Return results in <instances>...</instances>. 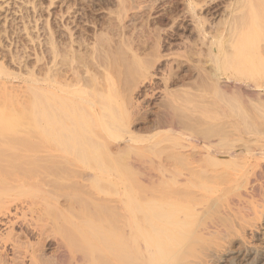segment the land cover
I'll return each mask as SVG.
<instances>
[{
  "label": "rangeland",
  "instance_id": "1",
  "mask_svg": "<svg viewBox=\"0 0 264 264\" xmlns=\"http://www.w3.org/2000/svg\"><path fill=\"white\" fill-rule=\"evenodd\" d=\"M7 1H8V3H6ZM41 1H42L41 2L42 7H43V10H42L43 16L41 17L40 25L42 27H44V29H45L46 28V22L49 21V23L52 24L51 27H53L55 32L58 33V34L56 33V39L58 38L57 42L58 41L60 42V46H57V52L59 51L58 52L59 57L64 56V58H62L63 64L60 61L62 59L59 58L58 56H57V60L55 59L56 64H53L54 60H52V62H51L52 55L50 54V45L46 43L48 41V37H47L48 35H47V32H45L46 30H42V31H44V33L41 32V34H42L41 36H42V40H43L44 44L41 45L40 48L37 49V51L40 50L39 51L40 53L43 52V55L46 54L45 57L47 59L45 58L43 61L38 62V65H37V62H36V60H34V56L32 55L31 57H28V62L30 64L32 63L31 65H33L35 67V69L37 68L36 72L41 74L40 76H44V74H45V77H47L46 73H48V70L52 67L53 68L55 67V69H53V71L55 73H52V74H54V75L57 74V76L55 75L56 79L59 78L58 75L61 76V78H62L63 74L64 75L67 74V77H65V78L63 77L64 79H68V77H69L71 80H76L77 78H83L84 77L85 80H88L87 85L89 87H88V90L85 92L79 91V92H75L73 94L70 92L72 90H67L68 92L66 91V89L65 90H62V89L59 90L60 96L65 97V99L61 98V100L64 99L65 106H66V101H68V99H66V98H69V100H71V102H73V104L72 103L67 104V105H69L68 108H67V106L65 107L63 105V108H61V111L56 108L55 104L45 103V104H49V105L44 104L46 109L44 107H43V109H45L47 111L49 110L48 111L49 113H51V112L56 113V115L51 114V115H55L54 121L52 123L53 116H52V118L50 117L51 120H49L48 118L45 119L43 116H41V118H39L41 113H43V109L40 106L41 104H38V103L44 102L45 99L42 96L44 93H42V91H40L42 93L41 94L39 92V90L37 91V89L35 90V88H39L41 86L40 85H36L39 87L32 86V87H34L33 88L35 90L34 91V90H31L32 87L29 88L27 85L23 86L24 83H22L23 81H21L20 79H19V81L18 80L13 81V83H12L13 87L14 86L19 87L18 88L19 91L22 90L24 92L23 88L28 87L29 92L32 94V96L36 97V95L38 93H40L37 95L38 99L37 98H34V99H36L38 101V102H35V104H37V106L39 105V107H37V108L38 109L41 108L42 110L40 112L39 111L40 109L37 110L35 107H31L32 105L30 104V100L25 99V98L26 97L29 99L31 98V100H32L33 97H28L31 94L28 92V88L25 89L26 93L25 92L23 93L22 98H24V96H25L24 94L28 95V93H29V95L25 96V98H24V100H26V101L22 100L23 101L22 103H24V102L26 103L28 101L26 103V107H25V103L23 104L24 106H22L21 103H20L21 106L19 103H18L19 105L12 103L11 106L14 109V111L17 110L18 112L19 111L21 113L23 112L22 113L23 115L26 112V111L24 112L23 110L24 109L27 110L29 107H31L30 110H32V112H30L28 109L27 113L29 111V114L25 115V116H29V117H27L28 119L30 117H31V119H33V122L31 120L32 124L29 123L28 122L29 120L24 116L28 120V121L26 120L27 122L24 121L27 124L24 123L23 126L17 127V129L21 128V130L24 132L19 131L20 129L19 130L15 129L16 127H14V128H13V126L9 127L10 125L6 124V126H8L10 130L7 129L8 127L6 128V131H5V129H4V131H2V129H0V137H3V136L12 137L15 139V141L18 138L17 140H20V143H22L21 139H22V137H24L25 138L24 141H25L26 145H25V143L23 145L28 146V147H24V150H26V148H27V150L22 153V155H23V157L21 156L22 159L21 158L18 159L19 158L18 155L16 157V154H13V153H11V154L15 155V158H17L18 160L13 159L14 156H11L13 158H11L9 156V154H8V156L10 157L11 160L13 159L12 163L15 162L16 165H18V166H22V164H23L24 165V166H22L23 168L31 166L28 169L29 171L32 170L30 168H33V171L37 170V168H38L39 173L36 171L37 172V176L35 177L36 181L34 179L30 180L28 178L26 181L27 184L25 183V185L23 184V186H21V185L17 186V184L15 183V187H13L14 186V185L12 186V184H14L12 181L13 178H11L10 181H9L8 177L6 178V181L0 180V185L2 187H4L3 189H0V191L10 189V187H13L12 189H14V188L17 189L16 187H18V189L16 190V193H15L17 196L16 195L13 196V198H11L10 201L8 202L9 204H6L4 206V209H2L3 207L0 208V209H2V210H0V221H2V223H0V225H2V226H0V242L2 241L1 239L4 237H6V239H8V234H9L8 230L11 229L10 230L11 232H14L15 235H18V236H13L12 239H15V240H12V241L14 243H16L17 246H19L18 244H20V243H21L20 245L22 246V247L20 246L21 249H16V251H19V250L22 251V249L27 248L26 246L33 247V249L35 248V250L38 248L36 253L40 254V256L42 255L41 256L42 258L40 256H38V258H40V260L42 259L41 262L44 264H45L44 260L46 261L47 264H53V263L55 264L56 261L54 260V262H53L52 259L54 258L53 255L55 254V252L59 248L61 250L63 248L62 251L68 253V256H69L68 258L71 259V262H78L77 260L79 258V259H83V261H85V259H86V263L81 262L82 264H84V263L85 264H94L95 261H97V260L99 261L98 262L99 264H115V263H117V260H116L115 255H114L115 253H113L110 250V248H111V245L114 244V242H116L117 234H119L118 232H120V230H121L124 234H125V232H127V233L129 232V235L130 234L133 235L134 232L136 233L137 231L138 232L140 231L141 234H140V232L139 233L137 232V245H139L138 248L143 247L142 249H145V250L139 249V251L141 250L140 252L142 253V255L147 254V257H148L150 255L151 250H153V247H152V245L149 247L150 242L148 243L146 241L147 238L145 236V233L147 232V237L150 238L149 233L151 234V231L158 230V229L156 227H154L155 228L154 229L152 226V223L149 225L150 222L148 219H146V215L141 213V212H143L142 210L138 211V214L134 215L136 218L133 217V215H131L129 213V210H128L129 202H128L127 198H125L126 197L125 192L129 193V190L126 189V187L128 186L127 188L130 189V191L133 190L132 193H134V194H136L135 191L139 190V193L137 192L138 194H136V196L142 205L143 204L145 205V203H148L149 201H150L149 204L156 202L155 204H157L158 206H160L159 204H161V206H162V204L168 205V203H169V206L174 205L175 207H169V206L167 207V205H166L167 208L164 206L163 209L168 210L170 212V214H171L172 209H174L173 213L175 212V210L179 211V212H177L178 214L174 213L173 215L175 216V214H176L178 217L181 216V218H177V219L179 221H181L182 223H185V224L187 223L189 226L191 223L193 224V222H194L195 226L193 225L192 230L190 227H188L189 232H187V233H189V234L184 233V235L182 234L180 237H178L179 235L177 233H175L176 238L178 237L177 239L179 241L181 238V242H182V239H183L182 237H184L185 235H187V236L184 238H186L187 240H183L184 246L181 245V247L178 248L179 250L177 249L176 255L177 256L179 255V256L178 257L176 256L175 261H173V262L170 261L171 263L169 262L168 264H172V263L173 264H264V69H263L264 66H262V64L259 62V61H261V59L259 57H257V58H259L260 60L254 57L253 59H251L249 61V63L250 64L254 63V64H257L258 66L260 65L261 67H263V68H261L259 66V70L257 71V73H255L254 78L251 76L248 78L246 77V79H245V77L236 76V74L234 72L233 73L235 74V76H234V74L231 75L232 69L231 70L228 69L229 72H227L228 70L226 72L224 70H222L221 73L218 71L219 74L221 75V76H219L218 73H215V72H217V68H216V64H214L215 63V61H213L214 59H212L213 56L211 59L209 57L210 56L209 53L211 52V50H209V49H211V47H210L211 45L209 44L210 43L209 40L206 42V39H208V38H205L203 40L204 37L201 33H200L201 36L200 35L198 36L197 35V33H198L197 31H199L198 27H197V29H195L197 26V23L191 22L192 20L196 21L195 20L196 18H201L199 15H203L204 18L207 17L208 15H210L208 12V11H210L209 10L210 8H214V9H212V11L214 10L213 12H215V14H216V15H214L215 18L214 17L213 18L210 17V18H212V20H214L213 21L214 23L217 21L216 23H219V25L221 23H223L222 22L223 17H225L224 20L225 19L227 20L228 17H229V19L233 18V16L235 18V15H236V17L242 16L241 14H244L246 8L244 9V12L240 11V8L243 7L241 0H239L241 7L239 6V2L238 1L236 2V0H218V1L215 0V2L210 1V0H207L208 1L207 2L205 0L206 3H208V4H205L204 0H202L205 5L202 2L203 5L200 7L201 8L203 6H205V7H204V9L200 8V10L195 9V14L198 16V17H195L194 16L195 14H193L195 19L193 17H192L193 19H191L192 10H191V12L189 10H188L189 12L187 11V9H189L190 7L187 8V6H189V4L186 0L185 1L182 0L183 3L181 0H179V1L178 0H163V1L162 0H128V1L127 0H114V1L110 0L111 2L109 0H55L54 4H50L49 0H41ZM122 1H124V2H122ZM21 2L17 1V0H0V5L3 6V8H4V9L1 8L3 10L0 9V29H4L3 25H6V24H4V23H6V16H8V17L10 16L8 18L7 22H9L11 20L10 22L12 23L13 19H12V16L10 15L11 13L6 12L8 9L12 8V12L16 13V10H18L19 6L24 5L25 7H27V9H30L29 12L30 11L32 12L31 7H28V5L26 6V4H24V3L21 4ZM232 2H234V3L232 4ZM227 3H229L228 5H230V7L227 6ZM236 3H238V4H236ZM255 3H257V1H255ZM10 4H11V7H10ZM231 4L236 5V6L234 5L236 7V12H235V10L231 9V8L235 9V7L231 6ZM125 5H127V6H125ZM217 5H219V7H216ZM259 6L260 5H258V6L256 5L255 10L260 11L262 17L264 18V8L259 10ZM121 7H123V8L120 10ZM176 7H178L179 10ZM185 7H186V9H185ZM227 7L230 8V10L229 9L227 10L226 9ZM237 7H239V10L237 9ZM47 8H49V9H47ZM205 9H206V12L208 14L205 13ZM122 10H123V13L121 12ZM124 10H125V12H124ZM198 10L200 12H198ZM202 10H204V11H202ZM248 10H249V12L251 11L250 8L249 9L247 8L246 13L248 12ZM238 11L240 12V15L237 13ZM165 12H167V13H165ZM196 12H198L200 14L198 15V13H196ZM168 14H170V15H168ZM172 14L174 16H176V15L177 16L174 17ZM180 14H182V15H180ZM33 15H34V13H33ZM165 15H166V17H164ZM14 16L16 17V22H19L18 24L21 28L22 22L20 21L21 20L20 15L14 14ZM168 16H169V18H168ZM171 16H173L174 18L173 17L171 18ZM182 16H183V18H181ZM219 17L222 19L220 20ZM162 18L164 21L162 20ZM168 19H170V20H168ZM219 20L221 21V23ZM162 21L165 23H163ZM11 23H10V25H11ZM174 23H176V24H174ZM42 24H44V25H42ZM7 26L9 28L8 23H7ZM67 26H68V28H70V30H72L71 31L72 36H71L70 30L68 32ZM217 26H218V24H217ZM208 27H210V26H208ZM11 32H13V31H11ZM101 33L103 34L102 37H101ZM24 34L25 33L23 32L19 36L22 38L18 39V41L20 43V44H17L18 48L17 47L13 48L14 46L11 47V49H13V50L17 49L18 51L21 52L20 57H21V55L23 57L27 56L26 55L27 51L24 50L25 47L28 48L27 49L28 54L29 53L33 54V50H31L32 45L31 44H30L31 46L29 45L27 37L23 36ZM11 35H12V33H11ZM98 36H100V38H97ZM14 37L15 36L13 35V38ZM186 37H187V39H186ZM193 38H196V39H193ZM24 39H26V40H24ZM188 39H190V41ZM8 40L9 39H7L5 37L2 39L0 38V43H3L2 46L3 45H9L11 42H10V40L9 41ZM72 40H74V41H72ZM185 40L186 41L188 40L189 43H188V41L186 42ZM194 40L197 42L199 47L196 46V48H195L193 46V45H197ZM183 41H184V43H183ZM26 42L28 43V46H26L27 45ZM59 42L57 43L58 45H59ZM72 42H74V44ZM190 42H191V44H192V42H194L195 44L193 43L191 45ZM22 44L24 45V46H22L24 48L20 49V48H22L21 47ZM201 44L203 45V47ZM204 44H206V45H204ZM65 45H66V47H65ZM157 45H158V48H157ZM179 45H181V47H178ZM160 46L162 48H160ZM207 46H209V47L206 49ZM30 47H31V49H30ZM45 47L49 51H47L45 49ZM60 47H61V49H60ZM171 47H173L174 51ZM42 48H44V49H42ZM184 48H186V50L187 49L188 50L184 51ZM74 49H75V52H74ZM60 50H62L61 51L62 53L60 52ZM63 50L67 51V53ZM189 50H190V52H189ZM197 50H199V51H197ZM200 50L201 51L205 50V51L201 52ZM44 51L47 53L49 52V53L44 54ZM68 51H69V53L71 51V53H70L71 55L68 53ZM14 52H17V51L14 50ZM22 52H24L25 56L23 55ZM66 54H68V56ZM199 55H202V56H199ZM206 56L209 57V60ZM65 57L71 62L65 61L66 60ZM70 58H72V59H70ZM262 61H263V59H262ZM66 62H68V63H66ZM257 62H259L260 64ZM54 63H55V61H54ZM58 66H60L61 70L59 69ZM85 67H86V69H85ZM67 68H68V70H67ZM73 68H74V71H73ZM90 68H92V69H90ZM262 69H263V71H262ZM12 70H14V72L18 70L17 72H19V68L17 66H13ZM89 70H91V73ZM213 70H215V71H213ZM53 71H51V72H53ZM72 71H73V73H72ZM259 71H260V73H259ZM43 72H45V73L43 74ZM67 72H69V73H67ZM213 72H214V74H213ZM20 73H22V72H20ZM22 74H25V73L23 72ZM92 75L94 77H92ZM210 75L212 77H210ZM240 77H241V79H240ZM93 78H95V79H93ZM98 79L101 82H99ZM216 79H217V82L220 81V83L219 82L217 83ZM232 79H234V80H232ZM89 81H90L91 86L89 85ZM108 81H109V83H108ZM213 81L215 83H217V86L219 84L218 88H220V86L223 87V85H224L225 86L224 89L221 87L220 92H219V89L214 91L217 88H214V87H216V85ZM232 81H235V82L238 81L237 83H240V81H241V84L243 82V84L251 85L254 88L250 92H247V91L244 92L243 91L241 94L237 93V92H236L237 93L236 94L234 89H233L234 93L232 91L233 87L231 88V82ZM17 82H18V85H17ZM19 82H21V83H19ZM226 82H228V83H226ZM109 85H111L110 89H109ZM228 86H229V88H231V90L229 88H227L229 90L226 89V87H228ZM17 87L15 89L16 91H17ZM21 87H22V89H21ZM59 91H56V93ZM222 91H223V93H221ZM227 91H229V93H227ZM89 92H90V95L88 94ZM210 92H212V93L210 94ZM216 92L219 94H216ZM91 93H93V94L91 95ZM232 93H233V95H232ZM50 94L49 95L47 94V96H50ZM195 94L199 95V96L201 95V96L198 97ZM0 95H1V92H0ZM57 95H58V93H57ZM93 95H94V97H91ZM179 95H181V96H179ZM219 95H221V96H219ZM241 95H242V97H241ZM38 96H40V97H38ZM44 96H45V98H47L45 94H44ZM103 96H104V98H103ZM212 96L213 97L216 96V97L213 98ZM222 96H224V99ZM237 96H240L239 97L240 99ZM2 97H4V96H0V98H2ZM182 97H184V98H182ZM188 97H189V99H188ZM226 97H228V99H226ZM41 98L43 101L40 102L39 100H41ZM53 98H55V97L52 96V97L47 98L46 100L50 101V99H51V101H52V100H54ZM220 98H222V100H219ZM34 99L31 102H34ZM127 99H130V100L132 99V100L128 101ZM46 100H45V102H48ZM55 101H57V100H55ZM58 101H59V99H58ZM97 101L99 103H96ZM214 101H215V103H214ZM220 101L221 102L223 101L222 103H224V104H222ZM231 101H233V102L230 103ZM101 103H103V104H101ZM228 103H230V104H228ZM52 104L54 105L56 110H54L55 108L53 107ZM59 104H61V103H58V105ZM70 104L73 107L70 106ZM76 104H77V106H79V105H81V106L75 107ZM136 104L137 105L139 104V107H137ZM185 104H186V106H185ZM33 105H34V103H33ZM94 105H96V106L94 107ZM99 105L101 106V109L103 111L102 113H100L101 109H100V107H98ZM130 105H132V106H130ZM187 105H188V107H187ZM11 106L8 107V110H10V111L12 109ZM15 106H17V107H15ZM50 106H51V108H50ZM127 106H129V108ZM195 106H197V107H195ZM23 107H25V108L23 109ZM57 107L60 108L61 106L60 107L57 106ZM224 107H225V109H224ZM19 108H21V109H19ZM34 108L36 109V111L34 110ZM81 108H82V110H85V114L89 118L85 116L84 112L81 111L82 112L81 113L79 111V109L81 110ZM2 109H3L2 110L3 113H5L4 112L5 110H7L6 108H4V105H3ZM33 110L35 111V113H33ZM50 110H51V112H50ZM62 110L64 113L60 114L62 112ZM69 110L72 112H70ZM73 110H75V111H73ZM58 111H60L59 114L61 115V117H59V118H58L59 114L57 113ZM20 112L18 114H20ZM73 112H75V113H73ZM70 115L76 116L77 120L79 119L78 115L79 116L84 115V116H82L83 118L86 117V120L81 119L82 117H80L78 123L76 121L77 125L75 127V130H80V132L82 131V129H83V131L84 130H90V131L82 132V133H85L84 135H86V137L84 136V138L87 140V142L89 144L86 141L85 142L87 144L84 141L81 142V139L83 140V138L78 139V137H79L78 135H82V134H80V132L77 133L78 131H76L75 133L78 134V135L76 134V136H78L77 137L78 141L76 140L78 142L77 146L81 145V147H84L83 145L86 144V145H88V147H90L89 150L90 149L92 150V153L91 152H90L91 154L89 153V155H90L89 158L87 157L89 155H85V153H83L84 148L80 149V147H77L75 145V148L77 150L73 149V151H72V149H67L66 148L67 146H65L69 142L67 139H69V140L72 139V137H71L72 135L70 132L72 131L73 128L72 129H66V127L63 125V124L67 125L66 123H70L69 119H71V120L74 119ZM34 116H35V120H34ZM41 119L44 121H42ZM57 119H60V120H63L64 122H66V123H62V125H63V127H65V129H63V130L60 129L59 125L57 127H55V125H54V124H56L55 121H57V123L61 122L60 120H57ZM72 121H74V120H72ZM79 122L80 123L82 122V123L79 124ZM86 122H88L86 126L89 129L82 128L83 126H85ZM170 122H172L173 124L171 125ZM101 123H102V125H101ZM35 124H36V126H35ZM43 124H44V126H46V134L47 135H45V132H44L45 127L43 126ZM74 124L75 123H72V125H74ZM154 124L156 126L157 125L158 126L160 125V126L156 127ZM38 125H39V128L41 126L42 129L41 128L38 129ZM68 125H70V124H68ZM165 125L167 126V128H170V127H168V125H171V126L176 125L177 126L176 128H178V129L181 127L179 129V131H177L178 129H175V127L173 126V129L178 134V136L175 134L174 131H173L174 133H172V135H171L170 129H168L169 130L168 133H167L168 130L166 129L167 130L165 133L166 135L158 133V132H162V133L165 132L164 131L165 129L163 130V128L166 127ZM49 126L51 127V129ZM144 126H145V128H144ZM163 126H165V127H163ZM5 127H3V128H5ZM22 127H26V128H22ZM70 127L67 126V128H70ZM27 128L28 129L30 128V130L28 132H27ZM32 128L35 130H33ZM55 128L57 130H59V129L62 130L63 135L60 134L61 131H56ZM76 128H78V129H76ZM161 128H162V131H159V129H161ZM138 129H140V130H138ZM146 129H148L149 132L146 133ZM149 129L150 130L152 129L155 131L152 132V130L150 131ZM47 130H49V132ZM51 130H53V131H51ZM67 130H69L70 132L69 131L67 132ZM123 130H124V132H123ZM128 131H130V132H128ZM184 131H186L185 132L186 134L184 133ZM238 131H240L241 133H239ZM73 132H74V130H73ZM89 132H90V134H89ZM187 132H189V134ZM219 132H220V134H219ZM224 132H227V133H224ZM87 133L90 135V136L88 135L89 137L87 136ZM135 133L138 134V136H140V138L141 137H143V138H141V139L138 138V140L134 141V142L131 141L132 143L129 142V139L131 138V136H133L132 134H135ZM154 133L159 134V135H157V137L162 136L161 140L159 138V140L156 142V140L158 138L156 139L155 137H153ZM190 133H191V135L194 134V137H193V135L191 136ZM205 133H207V134H205ZM211 133H212V135H216V136H214L215 139L211 135ZM57 134L60 135L58 138L59 140H57ZM65 134H67L68 137ZM94 134L96 135L95 137H94ZM184 134L190 135V137L189 136L188 137L191 138L190 139L191 142L189 141V138H187V136H185L186 138L183 137L184 139L188 140L187 142H189L190 145L195 143L194 140H201L202 139L203 141L202 140L201 141L202 142L205 141V143H207V141L210 143L212 140L214 143H216L219 140V142H217L216 144L220 148L222 147V145H226V144H227V148H229L232 144H233V146L238 144L236 147L238 149V146H239V149L241 151V153H240L241 156L244 155V153H245L244 151H245V149H248V146H251V147H249L250 150H252L251 152H253V150L255 151V149H256V150H258V153L259 152L262 153V155L259 156L258 158L252 156L251 153L249 154V158H250V161H249V163H250V166H249L250 195L249 196L250 197L248 200H245L246 204L244 201L242 202V204H238V203L233 202L236 199L241 200V201L244 200V198L240 197V195L238 193L237 184L234 181L235 177L233 178V175L230 174V170H232L234 167V165H232L233 164L232 162H234V161L232 160L230 162H227V160L222 158V160L223 159L225 160V161L223 160L224 162L222 163V160L220 159L221 161H219V167L217 166V168H220V171L216 168L218 170L216 173L219 174V172H221L220 174L223 175L224 173L222 174V171L226 170L225 174H227V176L225 178V175H223L222 176L224 178L223 179V178H221V175H220V177H219L220 179H216V178L213 179L214 174L216 175L215 171H212L213 173L211 171H207V172H210L212 174L209 177V179L211 180L210 181L208 179V176L210 175V173L208 174L204 171H206V169L212 170L213 166L211 167V166H209V164L207 162H205L208 165V167L206 165V167H207L206 168L205 165L204 164L202 165V163H201V168L205 167L204 169H201V168H199L200 165L192 163L191 160H189V158L187 156H191L190 154L192 152L196 153L195 150L197 151V149L192 147V145L190 147L188 145V143H186V140L181 138L182 136H184ZM202 134H203V137H201ZM69 135H71V136H69ZM170 135H171L172 139L169 137ZM195 135H197V136H195ZM207 135H208V137H210V136L211 137L208 140H205ZM222 135H223V137H225L227 139V141L222 137ZM239 135H243V136H239ZM175 136H176V138H174ZM20 137H21V139H19ZM51 137H52V139H55V140L53 141L51 139ZM63 137L67 141L64 140ZM149 137H152V138H149ZM167 137H168V139H167ZM198 137H199V139H198ZM239 137H243L241 139L242 140L244 139V140L238 141L240 139ZM60 138H62V139H60ZM173 138L176 139V142H175V140H173ZM177 138H179V139L177 140ZM192 138H193V140H192ZM216 138H217V140H216ZM14 139H12V140L14 141ZM26 139H27V142H26ZM28 139L30 140L29 142L34 140L35 145L39 144V146H37L38 148H36L35 145L32 144L34 141L29 143ZM75 139H76V137L73 139L74 142H76ZM91 139H93V140H91ZM96 139H97V141H96ZM148 139H149V141H147ZM150 139H152V140H150ZM229 139L231 140V142ZM62 140H63V142H62ZM140 140L142 141V143ZM220 140H221V142L224 140V142H229V143L222 142V145H221ZM172 141H173V143H172ZM232 141H235L236 144H235V142L232 143ZM17 142H19V141H16L15 143H17ZM59 142H62V143H59ZM83 142H84V144H83ZM90 142H92V143L90 144ZM100 142H102V143L100 144ZM152 142H154V143H152ZM237 142H239V143H237ZM243 142H245V143H243ZM93 143L96 145H93ZM134 143L136 145H134ZM150 143H151V145L149 147ZM161 143H163L164 145H161ZM176 143H180L182 145V147H184V148H182L180 144H179L180 145L179 146ZM183 143L184 144L186 143V145L183 146L184 145ZM230 143H231V145H229ZM28 144H32V145H28ZM72 144H74V143H72ZM103 144H104V147L101 146ZM131 144H133L134 146H132ZM153 144H155L156 147ZM173 144H174V146H172ZM89 145L95 146L94 148H95V150L96 149L97 150L95 151L93 146H89ZM140 145H141V147H140ZM187 145H188V147H186ZM242 145L243 146L246 145L247 147L246 148L244 147L245 148L244 149ZM29 146H31V147H29ZM128 146L131 149L133 147L134 152H131L132 150L129 149ZM146 146H147V148H146ZM176 146H177V148H174ZM233 146H231L230 149H233L234 148ZM58 147L61 148V150L63 149L62 150L63 152ZM71 147H74V145ZM71 147L69 146L68 148H71ZM143 147H145V148H143ZM169 147L172 151L171 153L168 150ZM225 147L223 146V148H225ZM2 148L0 149V151H2ZM28 148H29V150H28ZM120 148H121L122 152H120V150H119ZM180 148L182 150H184L185 148L186 149L189 148L190 150L188 149V150H184L185 152L184 151L182 152V150ZM41 149H42V151H41ZM134 149L136 151L138 149L139 150L138 152H141V153L136 152ZM163 149L165 150L164 152L161 151ZM178 149H180L181 151L180 150L178 151ZM191 149L193 151H191ZM237 149H235V150H237ZM36 150L40 151V152H37ZM68 150H71V151L68 152ZM78 150L79 151L82 150V152H79ZM148 150H150V151H148ZM242 150H244V151L242 152ZM250 150H248V151L250 152ZM125 151H127L128 154H126ZM248 151H246V152H248ZM154 152L156 154H154ZM160 152H162V154ZM115 153L116 154L122 153V154L116 155ZM182 153H184L185 155ZM24 154L26 157L24 156ZM57 154H59V155H57ZM77 154H79V155H77ZM110 154H112V155H110ZM4 155L5 154H2L1 156L3 158L7 157ZM183 155L186 156L188 159L182 157ZM83 156H85L87 158H84ZM241 156H239V158H241ZM9 157H7V158H9ZM47 157H48V159H46ZM41 159H42V161H41ZM57 159H59L61 161H57ZM80 159L81 160L83 159V160L81 161ZM171 159L174 161V164L170 163V162H173ZM43 160H45V161H43ZM169 160H170V162H169ZM178 160H179V163L183 162L182 166H180V164L176 163V162H178ZM180 160L181 161L183 160V161L180 162ZM234 160H235V163H237V162L239 163L241 159L237 160V162H236V158ZM251 160H252V162H254V160H257L259 162H257V164L253 163L255 165L254 166L251 163ZM19 161L22 162L21 165H20L21 162L18 164ZM50 161H52V163ZM184 161H186V162L190 161L192 163V164L188 163L189 165H191L190 166L191 169L188 170L189 166ZM28 162L31 164L28 165L29 164ZM32 162H33V166H32ZM220 162H221V167H220ZM225 162L228 163V166H227V164H225ZM168 163H169V165H168ZM184 163L188 168L183 165ZM230 163H231V165H230ZM2 164H6V166L8 165L7 162L6 163L2 162ZM222 164H224V165H222ZM13 165H15V164H13ZM58 165H60L61 168H57ZM195 165L197 167L199 166L198 167L199 170H197V168H194V167L193 168L195 170L194 169L193 170L194 171L197 170L200 172V173L198 172L197 174H202L200 176H198L196 174L197 175L196 182L194 180L195 178H193V177H196V175L194 176V171H192L193 177L191 176V178L189 176H186V174H185V173H188V174L192 173L190 171L192 170V166H195ZM215 165H214V167H215ZM225 165L227 166V168ZM229 165H230V167H229ZM47 166H50L51 168L49 167V169H48ZM169 166H172V168H174V169L172 170V168ZM231 166H233V167H231ZM167 167L171 168V170H169V168H167ZM175 167L179 171H176ZM222 167H225V168L222 169ZM250 167H252V168H250ZM45 168H47L48 170ZM164 168L168 170L167 172L165 171L166 174L169 172L167 175H165V172H163ZM180 168H182V170ZM183 169H184V171H183ZM216 169H213V170H216ZM221 169H222V171H221ZM45 170H47V171H45ZM49 170H50V173H48ZM180 171H183V172H180ZM53 172H54V175H53ZM175 172H176V174L182 175V173H183L185 175H183L181 177L179 175V179L175 178L178 180H174L173 176H176V174L174 175ZM44 173H46V175H43ZM38 174H40V177ZM169 174H170V176L171 175H173V176L166 177V176H169ZM204 174L207 177L208 181H205L206 178L204 179V177H205V176H203ZM56 175H59V176H56ZM92 175H94V176H92ZM189 175H191V174H189ZM43 176H44V178H46V180H48V182L45 180H43L44 182H42L41 179H43L42 178ZM54 176H56V177H54ZM159 176H160V178H158ZM93 177H95L94 180H93ZM96 177H97V181H96ZM172 177H173V181H175V184L171 183V182H173L171 179ZM211 177H212L213 181H212ZM9 178H10V176H9ZM49 178H51L50 182L53 184V186L55 183L57 185H59V187H57V189L59 188L60 191L55 189L56 188L55 186H57V185H55L54 187L51 186L52 184L49 183ZM200 178H201V180H200ZM53 179L57 180V182H52ZM181 179H183V181ZM191 179H193L194 182H192ZM32 180H34L33 187H32V182H33ZM179 180H181L182 182L181 181L179 182ZM202 180H204V182ZM216 180L220 181V184L218 183L219 181L217 182L216 187H218V189L214 190L210 195L208 193V195L205 197L202 195L203 198L201 197V195L199 196L203 202V204L201 206L200 204L202 202H200L199 198H198V201L195 198L196 196L198 197L196 192H198L200 187L202 186L201 183L207 182V184H210V182L213 183ZM227 180H228V182L229 181L230 182L227 183ZM98 181H100V182H98ZM110 181L113 183V185H115V187H118L121 190V192H120V190H118L119 191L118 194L121 193L120 195H118L116 193L115 188L114 189L111 188L114 186L112 185V183ZM188 181L193 185L189 184ZM197 181H199V182H197ZM38 182H40L41 185ZM46 182L48 184H46ZM101 182H103V183H101ZM108 182H110V184L112 186ZM222 182H223V184H222L223 186L220 188ZM256 182H258L257 183L258 186L256 187L255 191L251 190L252 184H254ZM2 183H4L5 185H3ZM42 183H43V185L46 184V187L43 186L46 188V190L43 187L40 188L42 186ZM100 183H101V185L102 184L105 185L104 187H102L100 185L102 187V190H98L100 187L99 186ZM225 183H226V185H225ZM34 184H35V186H34ZM85 184H88V186H90V187H88ZM157 184H160V185H157ZM36 185L37 186L39 185L38 188L40 190L38 188L36 189V187H37ZM49 185L51 187H49ZM83 185H85L86 187L83 188ZM1 186H0V188H2ZM5 186H6V188H5ZM92 186H94V187H92ZM193 186H195V188ZM123 187L125 189H123ZM177 187H179V188H177ZM203 187H204V185H203ZM47 188L49 190H47ZM95 188H98V189L94 190ZM142 188H143V191H141V193H140V190H142ZM171 188H172V190H170ZM182 188L185 189V191H187L186 193H188V195L183 190V192H184L183 194H186L187 197L189 196L190 191L191 192L195 191L196 196L195 195L193 196L190 192V198L193 196V199H196V200L192 201L189 199V197L188 198L183 197L181 195L182 194L181 193ZM42 189H44V191ZM167 189H169V190H167ZM174 189H176V190H174ZM177 189H180V190H177ZM116 190H117V188H116ZM124 190H126V191H124ZM46 191L47 192L50 191L51 193L50 192L49 193L52 194V198H50L51 197L50 194L48 196V198H50L49 199L50 201L48 200V198L45 194V193H47ZM52 191H53V193H52ZM54 191L58 192L57 195H54L55 194ZM113 191H115V193L117 195L114 194ZM173 191H175V192L177 191L178 193L176 192L175 193L176 195H175L174 193H172ZM164 192H166V194ZM201 192H202V194H207V193H205L204 188L200 189L199 193L201 194ZM218 192H219V194H218ZM43 193L45 194L46 197H44V195L42 196ZM107 193H109V194H107ZM167 193H170L172 195H169V194L167 195ZM105 194H107V195H105ZM110 194H111V196H110ZM178 194H180L184 198L183 201H186V203H182L183 202L181 200L182 197L181 196H180L181 198L178 197ZM193 194H194V192H193ZM47 195H48V193H47ZM164 195H166V197ZM173 195H175V198L173 197ZM215 195L217 198L215 197ZM38 196H39V198H38ZM57 196H59L60 199ZM208 196L211 199L210 198L208 199ZM56 197L58 198V200ZM204 198H206L208 200V202L205 199L206 202L204 203V201H205ZM38 199L39 200L41 199V200L39 201ZM51 199L57 200V202H58V205L56 207L57 209H55L52 206L53 202L51 204V201H53V200H51ZM119 199H121L120 200L121 205L118 204L120 202V201H118ZM125 199H126V202L128 205H127V207L126 206L122 207L125 210L120 209V207L122 205L124 206V204H126L125 202H123V201H125ZM168 199H170V200H168ZM102 200H104L106 202L108 201L110 206L107 205L108 203L106 204ZM112 200H113V203L117 204V206H116V204H114L116 207H118L117 211H118V209L120 211L124 210V213L126 212V214H124V215H127V216L129 215L128 216L129 218H131V216L133 217V219L135 218L134 221L132 220V218L130 219L132 227L129 226V224H130V221L128 220L129 218L128 219L126 218V221L124 220V222L125 223L127 222L126 224L129 226L128 227L126 225L127 228H130V230L134 229L135 231L131 230V232H130L129 229L127 231L126 226H124L125 223L122 224V220H123L122 218H119L118 222L120 224L115 223L118 220L117 218L119 217V215L115 216L116 213L120 214L122 211L121 212L116 211V207L113 205ZM101 201L104 202V205H103L104 207L102 206ZM190 201H192L193 203ZM196 201L198 202L197 204L195 203ZM11 202H12V204H11ZM100 203H101V205H100ZM105 204H106V206H105ZM193 204H196L197 207H195L196 205L194 206ZM210 204H211V206L209 208ZM49 205L51 207H53V210H51L52 213L49 212L50 209H48V208H51ZM31 206L33 209L32 211H31ZM108 206L111 208H114L115 210L113 211V209H110ZM6 207H9V208H6ZM44 207L46 210L43 209ZM97 207L99 210H101L103 208L104 213L103 214L99 213L98 212L99 210L96 209ZM106 207H108V209ZM194 207L197 210H195ZM201 207H203V208H201ZM23 208H24V210H23ZM104 208L107 210V213H106V210L104 211ZM160 208H162V207H160ZM26 209L27 210L29 209V210L27 211ZM169 209H171V210H169ZM198 209H200V211ZM226 209H228L229 211ZM22 210L25 211V214ZM43 210L45 212L49 210L48 211L49 213L46 212L44 214V212H42ZM111 210L113 211V213H115L114 216L116 218L113 216L112 212H111L112 214L108 212ZM26 211L29 214H27ZM40 211L43 213V215ZM144 213H146V212L144 211ZM34 214H36V215H34ZM50 214H52V215H50ZM183 214H185L187 218H183L184 217ZM22 215L27 216L28 218L27 217L24 218V216H22ZM38 215H40V216H38ZM121 215L123 216V213H121ZM138 215L140 218L142 217L141 218L142 221L140 220ZM168 215H169V213H168ZM226 215H228V216H226ZM144 216H145V218H144ZM17 217H19V218H17ZM30 217L32 218L33 222L37 221V222L33 223L34 224L33 227L38 226L40 229L37 227H36L37 229L33 228V227H31V228L29 227V226L33 225V224H29L27 222ZM123 217H125V216H123ZM169 217H171V216H169ZM31 218H30V220H31ZM18 219L20 220V222ZM24 221H26V222L24 223ZM32 221H30V223ZM132 221L134 222V224L132 223ZM3 222H4V224H3ZM12 222L13 223L15 222V223L12 224ZM53 222L55 225L53 224ZM159 223H161V222H159ZM25 224L28 226H26ZM35 224H36V226H35ZM138 224H139L140 228H139ZM166 224H167L168 230L174 229L173 226L172 227L170 226L171 223H169L170 224L169 225L166 222ZM192 224H191V227H192ZM52 225L55 226L54 231L51 230ZM57 225L59 228L56 227ZM134 225L136 226V228ZM145 225H147V226H145ZM215 225H216V228L214 227ZM5 226H6V228H5ZM43 226H44V228H43ZM123 226H124V229L122 228ZM149 226L152 227L153 229L150 230ZM11 227H13V228H11ZM147 227L149 229H147ZM125 228H126V230H125ZM43 229H45V230H43ZM215 229H217V230H215ZM4 230H6V231H4ZM35 230L38 232L36 233ZM145 230H147V231H145ZM190 230H191V232H190ZM142 231H143V233H142ZM16 232H18V233H16ZM40 232H41V234H42V232H44V233L42 235L41 234L39 235ZM43 235H44V237H42ZM49 235L50 236L52 235L51 236L52 238H54L56 236V238L52 239L51 237H49ZM129 235H128V237L132 236V235H130V236ZM126 236H127V234H126ZM156 236H158V235H156ZM18 237L21 239H18ZM47 238H49V239L47 240ZM40 239H42V240L40 241ZM10 240L7 243L5 241H2V243H0V246L2 245L3 247L2 246L1 247H2L3 251L5 250L7 252V258L10 260V264H14V263L16 264V261H14L16 251H15V249L12 250L14 243L10 242ZM20 240L23 242H21ZM28 240H29V242L32 240V242H30L31 246L29 245ZM37 240H38V242H37ZM56 241L57 242L59 241L60 243L59 242L56 243ZM54 243H56V244H54ZM16 244H14V245L16 246ZM36 246H37V248H36ZM182 246H183V248H182ZM40 247H41V249H40ZM41 250H43V251L40 253ZM146 251H148V252L150 251V252L147 253ZM81 255L86 256L85 259H84V256L82 257ZM29 258L26 259V264L37 263V262L33 263V261L29 260ZM206 258H207V261H206ZM199 260H202V261H199ZM29 261H31V262H29ZM38 262H40V261L38 260ZM41 262H40V264H42ZM67 263H69L68 260H67ZM95 264H97V262Z\"/></svg>",
  "mask_w": 264,
  "mask_h": 264
},
{
  "label": "bare ground",
  "instance_id": "2",
  "mask_svg": "<svg viewBox=\"0 0 264 264\" xmlns=\"http://www.w3.org/2000/svg\"><path fill=\"white\" fill-rule=\"evenodd\" d=\"M17 1H22L21 2V4L22 3H24V4H26V6L28 5V7H31L32 8V12L30 11L29 12V10L30 9H27V7H25L24 5H20L19 6V8H18V10H16V13H13L12 12V8L11 9H6L7 11L6 12H10L11 14V16H12V23H11V25H10V23L9 22H7V20H8V18L10 17H8V16H6V23H4V24H6V25H3V28L4 29H0L1 31H0V38L2 39V38H7V39H9L10 40V44L9 45H3L2 46V44L3 43H0V92H1V95L0 96H4V97H2V98H0V129H2V131H4V129H5V131H6V128L8 127V126H6V124L7 125H10L9 127H11V126H13V128L14 127H16L15 129H17V127H20V126H23L24 125V123L25 124H27L26 122L28 121L29 123H31V120H32V122H33V119H31V117L28 119L27 117H29V116H25V115H28L29 114V111L30 112H32V110H30V108L31 107H35L37 110H39L40 112H41V110L43 109V107L46 109V107H45V105H49V104H51V103H53V104H55L56 105V108L57 109H59L60 111H61V108H63V105L65 106V104H64V99H65V97H62V96H60V91L59 90H65L66 89V91L67 90H72V91H70L72 94L73 93H75V92H79V91H81V92H85V91H87L88 90V80H85V78L83 77V78H75L76 80H71L69 77H68V79H64L65 77H67V74H63L62 75V78H61V76H59L58 75V79H56V77H55V75L57 76V74H52V73H55L54 71H53V69H55V67L53 68H48L49 70H48V73H46L47 75V77H45V72L47 71H45V72H43V74H44V76H40L41 74H39V73H37L36 72V69H35V67L33 66V65H31L29 62H28V57H31L32 55L34 56V60H36V62H37V65H38V62H41V61H43L46 57V54L45 53H47V52H45L47 49H46V47H45V51H44V54L45 55H43V52L42 53H40L39 51L40 50H38L37 51V49L38 48H40V46L41 45H43L44 44V42H43V40H42V34H41V32H43L44 33V31H42V30H46L45 32H47V37H48V41L46 42L47 44H49L50 45V54L52 55V59H51V62H52V60H54L55 61V63H54V61H53V64H56V60H57V56L59 57V55H58V52H57V46H60V42H59V45L57 44L58 42H57V39H56V33L57 32H55V30H54V28L53 27H51V25L52 24H50L49 23V21H47L46 22V28L44 29V27H42L41 25H40V22H41V17L43 16L42 15V10H43V7H42V1L41 0H17ZM50 1V4H54V1L55 0H49ZM110 1V0H109ZM114 1V0H113ZM128 1V0H127ZM126 1V2H127ZM163 1V0H162ZM179 1V0H178ZM182 1V0H181ZM185 1V0H184ZM187 2H188V4H189V6H187V8L188 7H190L189 9H187V11L189 10L190 12H191V10H192V12H191V14H192V16H191V19H193L194 18V16L195 17H198L196 14H195V9H199L200 10V6H202L203 4H204V2H205V4H208V3H206V1L204 0V2L201 0H186ZM210 1H213V2H215V0H210ZM216 1H218V0H216ZM239 2V0H236V2ZM255 1H257V3H255ZM111 2V1H110ZM122 2H124V1H122ZM121 2V3H122ZM143 2V1H142ZM141 2V3H142ZM146 2V1H145ZM158 2V1H157ZM156 2V3H157ZM166 2V1H165ZM201 2V3H200ZM202 2H203V4H202ZM208 2V1H207ZM223 2V1H222ZM228 2V1H227ZM6 3H8V1L6 2ZM115 3V2H114ZM182 3H183V1H182ZM186 3V2H185ZM212 3V2H211ZM234 2H232V4H233ZM241 3H242V5H243V7L242 8H240V11L242 12H244V9H245V12H244V14H241L242 16H237L236 17V15H235V18H234V16H233V18H230L229 19V17H228V19L226 20H224V18L225 17H223V19L222 18H220L219 17V19L221 20L222 19V22L223 23H221V21H220V25H219V23H214L213 21L214 20H212V18L214 17V15H216L215 14V12H213L212 11V9H214V8H210L209 10L210 11H208L209 12V14L210 15H208L207 17H205L204 18V16L203 15H199L200 13H198V12H200L199 10H198V12H196V13H198V15L201 17V18H194L196 21H194V20H190L191 22H194V23H197V26H196V28L195 29H197V27H198V30L200 31H197L198 33H197V35L199 36H201V34L203 35V40L205 39V38H208V39H206V42L209 40V44L211 45H209L210 47H211V49H209V50H211V52L209 53L210 54V59L212 58V56H213V58L212 59H214L213 61H215V63L214 64H216V68H217V72H215V73H218V75L219 76H221L220 74H219V72L221 73L222 72V70H224L225 72L229 69V70H231L232 69V72H231V75L232 74H236V76H241V77H245V79H246V77L248 78V77H253L254 78V76H255V73H257V71L259 70V66L257 65V64H250L249 63V61L251 60V59H253L254 57L255 58H257V57H259L260 59H261V61H259L261 64H262V66H264L263 64H264V18L262 17V15H261V12L260 11H258V10H255L256 8H255V6L257 5H260L259 6V10H261V9H263L264 8V0H241ZM155 4V3H154ZM169 4V3H168ZM204 4V5H205ZM229 3H227V6L228 7H230V5H228ZM231 4V6H234V5H232ZM236 4H238V3H236ZM256 4V5H255ZM167 5V4H166ZM184 5V4H183ZM186 5V4H185ZM255 5V6H254ZM51 6V5H50ZM125 6H127V5H125ZM153 6V5H152ZM151 6V7H152ZM156 6V5H155ZM223 6V5H222ZM236 6V5H235ZM234 6V7H235ZM239 6L241 7V5H240V2H239ZM10 7H11V4H10ZM204 7L205 6H203L201 9H204ZM212 7V6H211ZM216 7H219V5H217ZM226 8L227 10L229 9L230 10V8ZM1 8H3V6H1L0 5V9ZM123 7H121L120 8V10L122 9ZM177 9H178V7H176ZM247 8L249 9L250 8V12H249V10H248V12L246 13V10H247ZM4 9V8H3ZM3 9H1V10H3ZM47 9H49V8H47ZM181 9V8H180ZM185 9H186V7H185ZM232 10H235V12H236V7H235V9L234 8H231ZM237 9L239 10V7H237ZM258 9V8H257ZM126 10V9H125ZM125 10H124V12H125ZM179 10V9H178ZM208 10V9H207ZM217 10V9H216ZM169 11V10H168ZM188 11V12H189ZM197 11V10H196ZM202 11H204V10H202ZM212 11V12H211ZM5 12V11H4ZM5 12V13H6ZM122 13H123V10L121 11ZM176 12V11H175ZM211 12V13H210ZM218 12V11H217ZM231 12V11H230ZM33 13H34V15H33ZM165 13H167V12H165ZM171 13V12H170ZM178 13V12H177ZM205 13H207L206 12V9H205ZM232 13V12H231ZM239 15H240V12L238 11L237 12ZM14 14H19L20 15V21L22 22V27L20 28V26H19V22H16V17L14 16ZM176 14V13H175ZM193 14H195L194 16H193ZM202 14V13H201ZM204 14V13H203ZM208 14V13H207ZM219 14V13H218ZM221 14V13H220ZM125 15V14H124ZM168 15H170V14H168ZM173 15V14H172ZM179 15V14H178ZM180 15H182V14H180ZM184 15V14H183ZM205 15V14H204ZM222 15V14H221ZM174 16V15H173ZM173 16H171V18L173 17ZM177 16V15H176ZM176 16H174V17H176ZM185 16V15H184ZM226 16V15H225ZM229 16V15H228ZM232 16V15H231ZM124 17V16H123ZM163 17V16H162ZM164 17H166V15L164 16ZM173 17V18H174ZM193 17V18H192ZM210 17H212V18H210ZM168 18H169V16H168ZM170 18V19H171ZM180 18V17H179ZM181 18H183V16L181 17ZM185 18V17H184ZM189 18V17H188ZM215 18V17H214ZM218 18V17H217ZM5 19V18H4ZM43 19V18H42ZM123 19V18H122ZM167 19V18H166ZM170 19H168V20H170ZM178 19V18H177ZM162 20H163V18H162ZM174 20V19H173ZM184 20V19H183ZM217 20V19H216ZM224 20V21H223ZM164 21V20H163ZM162 21V22H163ZM167 21V20H166ZM226 21V22H225ZM20 22V23H21ZM170 22V21H169ZM7 23L9 24V28H8V26H7ZM44 23V22H43ZM163 23H165V22H163ZM174 24H176V23H174ZM208 24V25H207ZM217 24H218V26H217ZM42 25H44V24H42ZM199 25V26H198ZM222 25V26H221ZM208 26H210V27H208ZM67 29H68V32H69V30H70V28H68V26H67ZM11 31H13V32H11ZM71 31L72 30H70V33H71ZM12 33V35H11V33ZM24 32L25 34L23 35L24 37L26 36L27 37V39H28V43H29V45L31 44L32 45V49H31V47H30V49L31 50H33V54H28L27 52H28V48H24V47H22V46H24L23 44L21 45V47L22 48H20V49H23L24 48V50L25 51H27L26 52V57H23L22 55H21V57H20V51H18L17 49H14L15 51H17V52H14V50L13 49H11V47H13V48H15V47H17L18 48V46H17V44H20L19 43V41H18V39H20V38H22V37H19L22 33ZM21 33V34H20ZM69 33V34H70ZM201 33V34H200ZM58 34V33H57ZM68 34V35H69ZM13 35L15 36L14 38H13ZM44 35V34H43ZM98 35V34H97ZM102 33H101V37H102ZM195 35V34H194ZM4 36V37H3ZM71 36H72V33H71ZM70 37V36H69ZM83 38V37H82ZM97 38H100V36H98ZM202 38V37H201ZM17 39V40H16ZM60 39V38H59ZM63 39V38H62ZM71 39V38H70ZM186 39H187V37H186ZM193 39H196V38H193ZM198 39V38H197ZM5 40V39H4ZM8 40V41H9ZM24 40H26V39H24ZM159 40V39H158ZM184 40V39H183ZM189 41H190V39H188ZM187 40V41H188ZM199 40V39H198ZM202 40V41H203ZM72 41H74V40H72ZM186 41V40H185ZM186 41V42H187ZM189 41H188V43H189ZM192 41V40H191ZM195 41V40H194ZM201 41V40H200ZM199 41V42H200ZM3 42V41H2ZM64 42V41H63ZM127 42V41H126ZM8 43V42H7ZM22 43V42H21ZM27 43V42H26ZM28 43H27V45L26 46H28ZM73 44H74V42H72ZM79 43V42H78ZM86 43V42H85ZM183 43H184V41H183ZM194 42H192V44H193ZM195 43L197 44V42L195 41ZM194 43V44H195ZM65 44V43H64ZM63 44V45H64ZM71 44V43H70ZM77 44V43H76ZM186 44V43H185ZM184 44V45H185ZM190 44H191V42H190ZM189 44V45H190ZM191 44V45H192ZM208 44V43H207ZM30 45V46H31ZM68 45V44H67ZM82 45V44H81ZM188 45V46H189ZM202 45V44H201ZM204 45H206V44H204ZM45 46V45H44ZM62 46V45H61ZM69 46V45H68ZM129 46V45H128ZM132 46V45H131ZM177 46V45H176ZM195 48H196V46H198V44L197 45H193ZM209 46H207L206 47V49L209 47ZM65 47H66V45H65ZM64 47V48H65ZM178 47H181V45H179ZM185 47V46H184ZM191 47V46H190ZM199 47V46H198ZM202 47H203V45H202ZM49 48V47H48ZM68 48V47H67ZM157 48H158V45H157ZM160 48H162L161 46H160ZM172 49H173V47H171ZM170 48V49H171ZM29 49V50H30ZM42 49H44V48H42ZM60 49H61V47H60ZM169 49V48H168ZM179 49V48H178ZM190 49V48H189ZM205 49V50H206ZM70 50V49H69ZM188 50V49H187ZM186 50V48H184V51H187ZM192 50V49H191ZM196 50V49H195ZM205 50H200L201 52H204ZM47 51H49V50H47ZM62 50H60V52H61ZM63 51H65V50H63ZM172 51V50H171ZM173 51H174V49H173ZM183 51V52H184ZM197 51H199V50H197ZM196 51V52H197ZM31 52V51H30ZM66 53H67V51H65ZM74 52H75V49H74ZM161 52V51H160ZM159 52V53H160ZM182 52V53H183ZM189 52H190V50H189ZM188 52V53H189ZM23 53V55L25 56V54H24V52H22ZM49 53V52H48ZM47 53V54H48ZM62 53V52H61ZM68 53H69V51H68ZM70 53H71V51H70ZM69 53V54H70ZM77 53V52H76ZM75 53V54H76ZM193 53V52H192ZM60 54V53H59ZM64 54V53H63ZM62 54V55H63ZM138 54V53H137ZM157 54V53H156ZM179 54V53H178ZM194 54V53H193ZM201 54V53H200ZM203 54V53H202ZM212 54V55H211ZM65 55V54H64ZM67 56H68V54H66ZM71 55V54H70ZM161 55V54H160ZM180 55V54H179ZM204 55V54H203ZM50 56V55H49ZM66 56V57H67ZM78 56V55H77ZM199 56H202V55H199ZM65 57V58H66ZM71 57V56H70ZM75 57V56H74ZM204 57V56H203ZM207 57V56H206ZM209 57H207L208 58V60H209ZM59 58H64V56L62 57V56H60ZM259 58H257V59H259ZM47 59V58H46ZM56 59V60H55ZM70 59H72V58H70ZM259 59V60H260ZM262 59H263V61H262ZM49 60V59H48ZM65 60V59H64ZM61 62L63 61V59L62 60H60ZM65 61H69L67 58H66V60ZM32 62V61H31ZM69 62H71V61H69ZM259 62H257V63H259ZM43 63V62H42ZM65 63V62H64ZM66 63H68V62H66ZM259 63V64H260ZM40 64V63H39ZM58 64V63H57ZM62 64H63V62H62ZM42 65V64H41ZM258 67H257V66ZM13 66H17L18 68H19V72H17V71H15L14 72V70H12V67ZM55 66V65H54ZM57 66V65H56ZM215 66V65H214ZM59 67V69H60V66H58ZM92 67V66H91ZM261 67V66H260ZM42 68V67H41ZM40 68V69H41ZM44 68V67H43ZM70 68V67H69ZM261 68H263V67H261ZM83 69V68H82ZM85 69H86V67H85ZM90 69H92V68H90ZM264 69V68H263ZM263 69H262V71H263ZM61 70V69H60ZM67 70H68V68H67ZM216 70V69H215ZM215 70H213V71H215ZM229 70L227 71V72H229ZM40 71V70H39ZM51 71H53V72H51ZM57 71V70H56ZM70 71V70H69ZM73 71H74V68H73ZM73 71H72V73H73ZM77 71V70H76ZM90 71V73H91V70H89ZM219 71V72H218ZM17 72V73H16ZM20 72H24L25 74H22V73H20ZM58 72V71H57ZM80 72V71H79ZM224 72V73H225ZM234 72V73H233ZM67 73H69V72H67ZM87 73V72H86ZM259 73H260V71H259ZM42 74V75H43ZM211 74V73H210ZM213 74H214V72H213ZM235 74H234V76H235ZM217 75V74H216ZM72 76V75H71ZM70 76V77H71ZM79 76V75H78ZM215 76V75H214ZM92 77H94L93 75H92ZM210 77H212L211 75H210ZM216 77V76H215ZM233 77V76H232ZM241 77H240V79H241ZM217 78V77H216ZM234 78V77H233ZM256 78V77H255ZM19 79L21 80V81H23L22 83H24L23 84V86L25 85H27L29 88L30 87H32V86H35V87H39V86H36V85H40L41 87H39V88H35V90L37 89V91L39 90V92L40 91H42V93H44L45 95H46V97L47 98H49V97H52V96H54L55 98H53L54 100H52L51 101V99H50V101H48V100H46L47 98H45V96H44V94L42 95L43 97H44V99L46 100V101H48V102H45V100H44V102H42V103H38V104H41L40 106L42 107V109L41 108H37V107H39V105L37 106V104H35V102H38L36 99H34V98H37V95L38 94H40V93H38L37 95H36V97H34V96H32V94L29 92V88H28V92L31 94V95H29V93H28V95L27 94H24L25 96H28V97H33L32 98V100H31V98L29 99V98H25V96H24V98L25 99H28V100H30V104L32 105L31 107H29L28 109H29V111H28V113H27V110H25L24 108L26 107V103L28 102H24L25 103V107H23V111L25 112V114L23 115L20 111V114H18L16 111H14V109L12 108V103L13 104H22V106H24L23 104L24 103H22L23 101H26V100H24V98H22L23 96V93L26 91L25 89H27V88H23V90H24V92L21 90V91H19L18 90V88L19 87H17V91L15 90L16 89V87L14 86L13 87V81L14 80H18L19 81ZM93 79H95V78H93ZM213 79V78H212ZM239 79V78H238ZM244 79V80H245ZM257 79V78H256ZM99 80V79H98ZM211 80V79H210ZM229 80V79H228ZM232 80H234V79H232ZM96 81V80H95ZM215 81V80H214ZM213 81V82H214ZM227 81V80H226ZM99 82H101L100 80H99ZM216 82H217V79H216ZM219 83H220V81H218ZM217 82V83H218ZM238 82V81H237ZM237 82H235V81H232L231 82V88H232V91H233V89H234V91H235V93L237 92V93H242L243 91L244 92H250L251 90H253V88L254 87H252L251 85H247V84H243V82H242V84H241V81H240V83H237ZM19 83H21V82H19ZM97 83V82H96ZM108 83H109V81H108ZM215 83V82H214ZM217 83H215V85H216V87H214V88H217V89H215L214 91H216V90H218L219 89V92H220V90H221V87L222 86H220V88H218L219 87V84H218V86H217ZM226 83H228V82H226ZM230 83V82H229ZM103 84V83H102ZM17 85H18V82H17ZM43 85V86H42ZM89 85H90V81H89ZM211 85V84H210ZM21 86V85H20ZM22 86V87H23ZM91 86V85H90ZM110 86L111 85H109V89H110ZM118 86V85H117ZM213 86V85H212ZM22 87H21V89H22ZM224 85H223V89H224ZM34 87H32V89L31 90H34L33 89ZM98 88V87H97ZM209 88V87H208ZM227 88H229V86L228 87H226V89ZM231 88H229L230 90H231ZM101 89V88H100ZM207 89V88H206ZM213 89V88H212ZM229 89H227V90H229ZM34 90V91H35ZM115 90V89H114ZM205 90V89H204ZM56 91H59V92H57L58 93V95H57V93H56ZM98 91V90H97ZM101 91V90H100ZM110 91V90H109ZM207 91V90H206ZM234 91H233V93H234ZM20 92V93H19ZM68 92V91H67ZM111 92V91H110ZM204 92V91H203ZM26 93V92H25ZM35 93V92H34ZM41 93V94H42ZM52 95H51V94ZM98 93V92H97ZM100 93V92H99ZM200 93V92H199ZM212 92H210V94H211ZM214 93V92H213ZM221 93H223V91L221 92ZM227 93H229V91H227ZM231 93V92H230ZM233 93H232V95H233ZM236 93V94H237ZM3 94V95H2ZM21 94V95H20ZM47 94L49 95L50 94V96H47ZM89 95H90V92L88 93ZM93 93H91V95H92ZM102 94V93H101ZM206 94V93H205ZM216 94H219V93H217L216 92ZM100 95V94H99ZM105 95V94H104ZM196 95V94H195ZM222 95V94H221ZM221 95H219V96H221ZM231 95V94H230ZM41 96V97H42ZM176 96V95H175ZM179 96H181V95H179ZM194 96V95H193ZM196 96H198V97H200L199 95H196ZM218 96V95H217ZM236 96V95H235ZM245 96V95H244ZM38 97H40V96H38ZM42 97V98H43ZM59 97V98H58ZM91 97H94V95L93 96H91ZM98 97V96H97ZM100 97V96H99ZM190 97V96H189ZM189 97H188V99H189ZM213 97V96H212ZM216 97V96H215ZM215 97H213V98H215ZM223 97V99H224V96H222ZM238 98L240 97V96H237ZM241 97H242V95H241ZM42 98H41V100H39L40 102L41 101H43L42 100ZM61 98H64L63 100H61ZM103 98H104V96H103ZM178 98V97H177ZM181 98V97H180ZM182 98H184V97H182ZM187 98V97H186ZM185 98V99H186ZM33 99H34V102H31V101H33ZM38 99V98H37ZM58 99H59V101H58ZM66 99H68V101H66V106H67V108H68V106L69 105H67V104H69V103H72L73 104V102H71V100H69V98H66ZM187 99V100H188ZM226 99H228V97H226ZM225 99V100H226ZM230 99V98H229ZM240 99V98H239ZM23 100V101H22ZM55 100H57V101H55ZM93 100V99H92ZM98 100V99H97ZM100 100V99H99ZM128 101H131L130 99H127ZM219 100H222V98H220ZM55 101V102H54ZM70 101V102H69ZM183 101V100H182ZM192 101V100H191ZM204 101V100H203ZM61 103V104H59L58 105V103ZM63 102V103H62ZM68 102V103H67ZM193 102V101H192ZM191 102V103H192ZM221 102V101H220ZM219 102V103H220ZM223 102V101H222ZM221 102V103H222ZM226 102V101H225ZM233 101H231L230 103H232ZM33 103H34V105H33ZM45 103H49V104H45ZM57 103V104H56ZM78 103V102H77ZM93 103V102H92ZM96 103H99L98 101L96 102ZM137 103V102H136ZM139 103V102H138ZM187 103V102H186ZM189 103V102H188ZM213 103V102H212ZM214 103H215V101H214ZM213 103V104H214ZM227 103V102H226ZM230 103H228V104H230ZM2 104V105H1ZM18 104V105H19ZM21 104H20V106H21ZM45 104V105H44ZM52 104V105H53ZM80 104V103H79ZM78 104V105H79ZM90 104V103H89ZM101 104H103V103H101ZM124 104V103H123ZM182 104V103H181ZM222 104H224V103H222ZM3 105H4V108H6L7 110H5L4 112L5 113H3ZM17 105V106H18ZM43 105V106H42ZM75 105V104H74ZM98 105V104H97ZM137 105V104H136ZM196 105V104H195ZM220 105V104H219ZM11 106V111L10 110H8V107H10ZM17 106H15V107H17ZM19 106V107H20ZM57 106H61L60 108H58ZM65 106V107H66ZM70 106H72L71 104H70ZM79 106H81V105H79ZM79 106H77V104H76V106L75 107H79ZM96 105H94V107H95ZM124 106V105H123ZM130 106H132V105H130ZM183 106V105H182ZM185 106H186V104H185ZM192 106V105H191ZM227 106V105H226ZM53 107H54V105H53ZM73 107V106H72ZM98 107H100V109H101V106L99 105ZM97 107V108H98ZM128 108H129V106H127ZM137 107H139V104L137 105ZM187 107H188V105H187ZM186 107V108H187ZM195 107H197V106H195ZM221 107V106H220ZM223 107V106H222ZM34 108V110L36 111V109ZM50 108H51V106H50ZM55 108V107H54ZM56 108L54 109V110H56ZM103 108V107H102ZM125 108V107H124ZM190 108V107H189ZM19 109H21V108H19ZM33 109V108H32ZM45 109H43V113H41V115H40V117L39 118H41V116H43L45 119L46 118H48L49 120H51L50 119V117L52 118V116H53V120H52V123H53V121H54V116L56 115V113L55 112H51V110H50V112L51 113H49L47 110H45ZM48 109V108H47ZM70 109V108H69ZM73 109V108H72ZM109 109V108H108ZM224 109H225V107H224ZM33 110V113H35V111ZM60 111H58L57 113L59 114V112ZM70 111V110H69ZM73 111H75V110H73ZM79 111L81 112H84V114H85V110H82V108H81V110L79 109ZM70 112H72V111H70ZM81 112V113H82ZM103 111H102V109H101V112L100 113H102ZM107 112V111H106ZM136 112V111H135ZM62 113H64L63 112V110H62V112L60 113V114H62ZM73 113H75V112H73ZM72 113V114H73ZM127 113V112H126ZM37 114V113H36ZM51 114H55V115H51ZM59 114V115H60ZM106 114V113H105ZM108 114V113H107ZM131 114V113H130ZM38 115V114H37ZM36 115V116H37ZM58 115V118L59 117H61V115L59 116ZM28 119H26L25 117ZM72 118H74V119H72V120H74V121H72L71 119H69V121H70V123H66V122H64L63 120H60V119H57V120H60L61 122H58L57 123V121H55L56 122V124H54L55 125V127H57L58 125H59V127H60V129H65V127H66V129H72V131L70 132L69 130H67V132L69 131L70 133H71V135H69V136H71L72 137V139H67L69 142L65 145V146H67L66 148L67 149H72V151H73V149H76L75 148V145L77 146V144H78V139L79 138H83V140L81 139V142L82 141H86L87 142V140L84 138V136L86 137V135H84L85 133H82V132H84V131H90V130H84L83 131V129H82V131L80 132V130H75V127H76V121H77V123H78V121H79V119H80V117H82V116H84V115H82V116H79L78 115V117H79V119L77 120V117L76 116H72V115H70ZM69 116V117H70ZM85 116H86V114H85ZM168 116V115H167ZM86 117H88V116H86ZM86 117L85 118H81V119H85L86 120ZM170 117V116H169ZM89 118V117H88ZM63 119V118H62ZM27 120V121H26ZM34 120H35V116H34ZM42 120V119H41ZM89 120V119H88ZM24 121H26V122H24ZM38 121V120H37ZM42 121H44V120H42ZM41 121V122H42ZM67 121V120H66ZM72 121V122H71ZM39 122V121H38ZM54 122V123H55ZM35 123V122H34ZM33 123V124H34ZM50 123V122H49ZM62 123H66L67 125H65V124H63L65 127H63V125H62ZM72 123H75L74 125H72ZM82 123V122H81ZM80 122H79V124H81ZM87 123L88 122H86L85 123V126H83L82 128H85V129H89V128H87ZM171 123V125L173 124L172 122H170ZM4 124V125H3ZM32 124V123H31ZM62 126H61V125ZM68 124H70V125H68ZM158 124V123H157ZM160 124V123H159ZM168 124V123H167ZM73 127H72V126ZM101 125H102V123H101ZM155 125V124H154ZM171 125H168V127H170V128H167V126L165 127V126H163V127H165V128H163V130L165 131L164 133H162V132H158V133H161V134H165L166 133V131L168 130V129H170V131H171V135H172V133H174L175 132V130L173 129V126H171ZM6 126V127H5ZM35 126H36V124H35ZM43 126H44V124H43ZM67 126L68 127H70V128H67ZM153 126V125H152ZM156 126V125H155ZM158 126V125H157ZM156 126V127H157ZM160 126V125H159ZM158 126V127H159ZM3 127H5V128H3ZM9 127L7 128L8 130H10L9 129ZM45 127V129H44V132H45V135H47L46 134V126H44ZM43 127V128H44ZM50 127V126H49ZM101 127V126H100ZM142 127V126H141ZM175 127V129H178V128H176L177 126L175 125L174 126ZM22 128H26V127H22ZM37 128V127H36ZM40 128H41V126H40ZM39 128V125H38V129H40ZM144 128H145V126H144ZM143 128V129H144ZM149 128V127H148ZM151 128V127H150ZM162 128L161 129H159V131H162ZM172 128V129H171ZM181 128V127H180ZM179 128V129H180ZM20 129V130H19ZM19 129H17V130H19V131H22L21 130V128H19ZM33 129V128H32ZM42 129V128H41ZM50 129H51V127H50ZM56 129V128H55ZM59 129V128H58ZM57 130L56 129V131H61L62 132V130ZM76 129H78V128H76ZM102 129V128H101ZM153 129V128H152ZM151 129V130H152ZM157 129V128H156ZM167 129V130H166ZM179 129L177 130V131H179ZM184 129V128H183ZM30 130V128L28 129L27 128V132ZM33 130H35V129H33ZM73 130H74V132H73ZM138 130H140V129H138ZM150 130V129H149ZM150 130V131H151ZM158 130V129H157ZM242 130V129H241ZM26 131V130H25ZM41 131V130H40ZM48 132H49V130H47ZM51 131H53V130H51ZM76 131H78L77 133H79L80 132V134H82V135H78L77 133H75ZM116 131V130H115ZM127 131V130H126ZM153 131H155V130H152V132ZM174 131V132H173ZM183 131V130H182ZM236 131V130H235ZM243 131V130H242ZM22 132H24V131H22ZM55 132V131H54ZM60 132V134L61 135H63V132L61 133ZM92 132V131H91ZM123 132H124V130H123ZM128 132H130V131H128ZM147 132H149L148 131V129H146V133ZM169 132V130L167 131V133ZM186 131H184V133H185ZM228 132V131H227ZM227 132H224V133H227ZM231 132V131H230ZM229 132V133H230ZM239 133H241L240 131H238ZM37 133V132H36ZM74 133V134H73ZM137 133V132H136ZM135 133V134H136ZM158 133H154L153 135V137H155L157 140H156V142L159 140V138H160V140H161V137L162 136H160V137H157V135H159ZM188 134H189V132H187ZM76 134L79 136H76ZM89 134H90V132H89ZM88 133H87V136L89 135ZM96 134V133H95ZM94 134V137L96 136ZM132 134L133 136H131V138L129 139V142H131V141H137L138 140V138H140V136H138V134ZM160 134V135H161ZM170 134V133H169ZM175 134L178 136V134L175 132ZM186 134V133H185ZM184 134V136H182L181 138L182 139H184L183 137H185V136H187V138H189L190 137V135H191V133H190V135H185ZM205 134H207V133H205ZM214 134V133H213ZM219 134H220V132H219ZM65 135H67V134H65ZM166 135V134H165ZM171 135L169 136L170 138H171ZM193 135V137H194V134H192ZM191 135V136H192ZM198 135V134H197ZM197 135H195V136H197ZM201 135V134H200ZM199 135V136H200ZM211 135H212V133H211ZM225 135V134H224ZM237 135V134H236ZM55 136V135H54ZM59 134H57V140H59L58 138H59ZM81 136V137H80ZM83 136V137H82ZM90 136V135H89ZM88 136V137H89ZM168 136V135H167ZM174 136V135H173ZM172 136V137H173ZM189 136V137H188ZM213 137L214 136H216V135H212ZM230 136V135H229ZM233 136V135H232ZM239 136H243V135H239ZM32 137V136H31ZM62 137V136H61ZM65 137V136H64ZM64 137H63V139H64ZM67 137H68V135H67ZM70 137V138H71ZM76 137V139H75V141L76 142H74V138ZM77 137H78V139H77ZM87 137V138H88ZM92 137V136H91ZM180 137V136H179ZM201 137H203V134H202V136ZM205 137V136H204ZM207 137H208V135H207ZM206 137V138H207ZM211 137V136H210ZM210 137H208L207 139L205 138V140H208ZM212 137V138H213ZM222 137H223V135H222ZM221 137V138H222ZM238 137V136H237ZM101 138V137H100ZM141 138H143V137H141ZM140 138V139H141ZM145 138V137H144ZM149 138H152V137H149ZM169 138V139H170ZM174 138H176V136L174 137ZM173 138V140H175V142H176V139H174ZM186 138V137H185ZM226 141H227V139L225 138V137H223ZM229 138V137H228ZM240 139L238 140V141H240V140H242L241 138H243V137H239ZM246 138V137H245ZM11 139V140H10ZM12 139H14V138H12V137H6V136H3V137H0V149L2 148V151H0V180H4V181H6V178L8 177V179H9V181L11 180V178H13L12 179V181H13V183L14 184H12V186L13 187H15V183L17 184V186L18 185H21V186H23V184L25 185V183H26V181H27V179L29 178L30 180L31 179H34L35 181H36V179H35V177L37 176V172L39 171L38 170V168H37V170H34L33 171V168H30V169H32V170H28L29 169V167H31V166H29V167H26V168H23L22 166H24L23 164H22V162L21 161H19L18 162V164L20 163V165L22 164V166H18V165H16V163L14 162V163H12L13 161V159H15V160H18V159H20L21 158V156L23 157V155H22V153L23 152H25L26 150H27V148H26V150H24V147H28V146H24L23 144L25 143V138L24 137H22V139H21V137L19 138V139H21V142L22 143H20V140H17L16 139V141H19V142H17V143H15L16 141H15V139H14V141L12 140ZM51 139H52V137H51ZM60 139H62V138H60ZM85 139V140H84ZM167 139H168V137H167ZM166 139V140H167ZM172 139V138H171ZM170 139V140H171ZM179 138H177V140H178ZM190 139L191 138H189V141H190ZM198 139H199V137H198ZM214 139H215V137H214ZM220 139V138H219ZM238 139V138H237ZM53 141L55 140V139H52ZM64 140H66V139H64ZM66 140V141H67ZM73 140V141H72ZM91 140H93V139H91ZM90 140V141H91ZM100 140V139H99ZM104 140V139H103ZM150 140H152V139H150ZM181 140V139H180ZM184 140H186V139H184ZM183 140V141H184ZM192 140H193V138H192ZM202 140V139H201ZM201 140H194V144H191L192 145V147H194V148H196L197 149V151L195 150V152L196 153H194V152H192L190 155L191 156H187L188 158H189V160H191V162L192 163H195V164H197V165H200V167L199 168H201V163H202V165L204 164L205 165V167H206V163L205 162H207L208 164H209V166H213L212 168L213 169H216L217 168V166L219 167V161H221L222 160V158H224L225 160H227V162H230V161H234V162H232L233 164L232 165H234V167L233 166H231V167H233V169L232 170H230V174L231 175H233V178L235 179L234 181L236 182V184H237V188H238V193H239V195H240V197H243L244 198V200H238V199H236V200H234L233 202L234 203H238V204H242V202L244 201L245 202V200H248L249 199V195H250V190H249V166H250V163H249V161H250V158H249V154L251 153V155L252 156H254V157H256V158H258L259 156H261L262 155V153H258V150H256L255 149V151L253 150V152H251L252 150H250V148L249 147H251V146H248V149H245L247 146L245 145V146H243V148L245 149V151L244 150H242V152L244 151L245 153H244V155L243 156H241V151H240V149H239V146H238V149H237V145L238 144H236V140L235 141H232V143H234L235 142V146H233V144L231 145V143L229 144V145H231V146H233L234 148L233 149H230V147L229 148H227V144L226 145H222V142H224V140L221 142V140H220V142H221V145H222V147L220 148L216 143L217 142H219V140L216 142V143H214L213 142V140L209 143L208 141H207V143H205V141L204 142H202ZM216 140H217V138H216ZM230 140V139H229ZM234 140V139H233ZM244 140V139H243ZM242 140V141H243ZM247 140V139H246ZM24 141V142H23ZM30 140L28 139V142H29ZM32 141H34V140H32ZM31 141V142H32ZM89 141V140H88ZM96 141H97V139H96ZM101 141V140H100ZM141 141V140H140ZM147 141H149V139L147 140ZM146 141V142H147ZM154 141V140H153ZM168 141V140H167ZM182 141V142H183ZM188 140H186V143H188V145L191 147V145L189 144V142H187ZM26 142H27V139H26ZM31 142H29V143H31ZM37 142V141H36ZM62 142H63V140H62ZM62 142H59V143H62ZM84 142H83V144H84ZM85 142V143H86ZM94 142V141H93ZM155 142V141H154ZM154 142H152V143H154ZM169 142V141H168ZM167 142V143H168ZM174 142V143H175ZM191 142V141H190ZM230 142H231V140H230ZM35 143V141L32 143V144H34ZM44 143V142H43ZM72 143H74V144H72ZM88 143V142H87ZM86 143V144H87ZM92 142H90V144H91ZM102 142H100V144H101ZM132 143V142H131ZM141 143H142V141H141ZM159 143V142H158ZM172 143H173V141H172ZM186 143L183 145V146H185L186 145ZM224 143H229V142H224ZM223 143V144H224ZM237 143H239V142H237ZM242 143V142H241ZM243 143H245V142H243ZM32 144H28V145H32ZM37 144V143H36ZM72 144V145H71ZM80 144V143H79ZM86 144H84L83 146L84 147H81V145H78L77 147H80V149H83L84 150V152L83 153H85V155H89V153L91 152L92 153V150L90 149L89 150V148L90 147H88V145H86ZM89 144V143H88ZM130 144V143H129ZM156 144V143H155ZM155 144H153L155 147H156V145ZM169 144V143H168ZM177 145H179L180 143H176ZM25 145H26V143H25ZM35 145V144H34ZM33 145V146H34ZM74 145V147H71V146H73ZM93 145H96V144H94L93 143ZM93 145H89V146H93ZM106 145V144H105ZM127 145V144H126ZM132 146H134V145H136L135 143H134V145L133 144H131ZM150 145H151V143L149 144V147H150ZM161 145H164L163 143H161ZM181 145V144H180ZM179 145V146H180ZM188 145L186 146V147H188ZM220 145V144H219ZM37 146H39V144H37V145H35V147L36 148H38ZM71 147V148H68V147ZM101 146H103L104 147V144L103 145H101ZM148 146V145H147ZM147 146H146V148H147ZM159 146V145H158ZM169 146V145H168ZM172 146H174V144L172 145ZM223 146L225 147V148H223ZM29 147H31V146H29ZM34 147V148H35ZM48 147V146H47ZM61 147V146H60ZM88 147V148H87ZM95 146H93V148H94ZM126 147V146H125ZM140 147H141V145H140ZM148 147V148H149ZM152 147V146H151ZM171 147V146H170ZM170 147H169V152L171 153L172 151H171V149H170ZM181 147H182V145H181ZM219 147V148H218ZM236 147V148H235ZM59 148V147H58ZM57 148V149H58ZM92 148V147H91ZM92 148V149H93ZM97 148V147H96ZM106 148V147H105ZM108 148V147H107ZM127 148V147H126ZM128 148H129V146H128ZM135 148V147H134ZM138 148V147H137ZM143 148H145V147H143ZM153 148V147H152ZM174 148H177V146L176 147H174ZM182 148H184V147H182ZM253 148V147H252ZM6 149V150H5ZM51 149V148H50ZM60 150H61V148H59ZM88 149V150H87ZM123 149V148H122ZM129 149H131V148H129ZM142 149V148H141ZM150 149V148H149ZM157 149V148H156ZM181 149V148H180ZM180 149H178V151L180 150ZM189 149V148H188ZM188 149H184V150H188ZM235 149H237V150H235ZM242 149V148H241ZM254 149V148H253ZM28 150H29V148H28ZM35 150V149H34ZM33 150V151H34ZM63 150V149H62ZM61 150V151H62ZM77 150V149H76ZM94 150H95V148H94ZM97 150V149H96ZM95 150V151H96ZM120 150V152H122L121 151V148L119 149ZM132 151L131 152H134L133 151V147H132V149H131ZM135 150V149H134ZM154 150V149H153ZM176 150V149H175ZM182 150V149H181ZM180 150V151H181ZM184 150H182V152L184 151ZM190 150V149H189ZM248 150H250V152L248 151ZM37 151V150H36ZM41 151H42V149H41ZM59 151V150H58ZM69 151H71V150H68V152ZM79 151V150H78ZM107 151V150H106ZM124 151V150H123ZM136 151V150H135ZM139 150L137 149V151L136 152H138ZM148 151H150V150H148ZM157 151V150H156ZM162 152H164L165 150L163 149V150H161ZM177 151V152H178ZM191 151H193L192 149H191ZM246 151H248V152H246ZM37 152H40V151H37ZM47 152V151H46ZM63 152V151H62ZM76 152V151H75ZM79 152H82V150L81 151H79ZM94 152V151H93ZM113 152V151H112ZM119 152V151H118ZM126 152V154H128V152L127 151H125ZM135 152V153H136ZM162 152H160L161 154H162ZM185 152V151H184ZM187 152V151H186ZM11 153H13V154H16V157H17V155H18V159L17 158H15V155H13V154H11ZM21 153V154H20ZM49 153V152H48ZM78 153V152H77ZM87 153V154H86ZM90 153V154H91ZM114 153V152H113ZM124 153V152H123ZM138 153H141V152H138ZM176 153V152H175ZM180 153V152H179ZM2 154H5L4 156H7V157H11V156H14V158L13 157H11V158H13L12 160L10 159V157L9 158H7V157H2L1 155ZM7 154V155H6ZM8 154H9V156H8ZM11 154V155H10ZM80 154V153H79ZM79 154H77V155H79ZM116 154V153H115ZM119 154H122V153H119ZM119 154H116V155H119ZM154 154H156L155 152H154ZM159 154V153H158ZM181 154V153H180ZM182 154H184V153H182ZM20 155V156H19ZM57 155H59V154H57ZM110 155H112V154H110ZM115 155V156H116ZM125 155V154H124ZM160 155V154H159ZM173 155V154H172ZM171 155V156H172ZM185 155V154H184ZM182 156V157H184V158H187L186 156ZM250 155V156H251ZM24 156H25V154H24ZM52 156V155H51ZM61 156V155H60ZM170 156V155H169ZM176 156V155H175ZM239 156H241V158H239ZM26 157V156H25ZM24 157V158H25ZM29 157V156H28ZM84 158H89L90 157V155L89 156H87V157H85V156H83ZM82 157V158H83ZM93 157V156H92ZM41 158V157H40ZM45 158V157H44ZM58 158V157H57ZM61 158V157H60ZM59 158V159H60ZM177 158V157H176ZM175 158V159H176ZM187 158V159H188ZM236 158V162H237V160H239V159H241L240 160V162L238 163H235V159ZM239 158V159H238ZM22 159V158H21ZM39 159V158H38ZM46 159H48V157L46 158ZM59 159H57V161H61V160H59ZM63 159V158H62ZM173 159V158H172ZM171 159V160H172ZM221 159V160H220ZM223 159V160H224ZM36 160V159H35ZM81 160V159H80ZM83 160V159H82ZM81 160V161H82ZM87 160V159H86ZM174 160V159H173ZM172 160V161H173ZM177 160V159H176ZM185 160V159H184ZM208 160V161H207ZM222 160V163L225 161H223ZM25 161V160H24ZM28 161V160H27ZM41 161H42V159H41ZM43 161H45V160H43ZM183 161V160H182ZM181 160H180V162H182ZM187 161V160H186ZM186 161H184V162H186ZM2 162L3 163H8V165L6 166V164H2ZM31 162V161H30ZM39 162V161H38ZM47 162V161H46ZM51 163H52V161H50ZM49 162V163H50ZM63 162V161H62ZM164 162V161H163ZM169 162H170V160H169ZM176 162V161H175ZM190 161H188V162H186L187 163V165L189 166V168L185 165V163L183 164L184 166H186L187 168H188V170L189 169H191L190 168V166L191 165H189L188 163H190V164H192ZM257 162H259V161H257V160H254V162H252V160H251V163L253 164V163H255V164H257ZM24 163V162H23ZM29 163V162H28ZM37 163V162H36ZM60 163V162H59ZM64 163V162H63ZM171 164H174V161L173 162H170ZM176 163H178V164H180V166H182V163H179V160H178V162H176ZM175 163V164H176ZM218 163V164H217ZM13 164H15V165H13ZM25 164V163H24ZM31 163H29L28 165H30ZM39 164V163H38ZM47 164V163H46ZM88 164V163H87ZM164 164V163H163ZM167 164V163H166ZM211 164V165H210ZM216 164V165H215ZM225 164H227V166H228V163H226L225 162ZM43 165V164H42ZM41 165V166H42ZM52 165V164H51ZM168 165H169V163H168ZM194 165V164H193ZM214 165H215V167H214ZM222 165H224V164H222ZM230 165H231V163H230ZM230 165H229V167H230ZM254 165V164H253ZM32 166H33V162H32ZM173 166V165H172ZM172 166H169V167H171L172 168ZM177 166V165H176ZM226 166V165H225ZM227 166H226V168H227ZM252 166V165H251ZM255 166V165H254ZM48 167V169H49V167L50 166H47ZM164 167V166H163ZM169 167H167V168H169ZM197 168V170H199L198 169V167L195 165V166H192V170L190 171V172H192V171H194L195 169L194 168ZM205 167H203V168H201V169H204ZM207 167H208V165H207ZM206 167V168H207ZM220 167H221V162H220ZM253 167V166H252ZM252 167H250V168H252ZM44 168V167H43ZM51 168V167H50ZM54 168V167H53ZM52 168V169H53ZM57 168H61V166L60 165H58V167ZM171 168H169V170H171ZM179 168V167H178ZM185 168V167H184ZM186 168V169H187ZM225 167H222V169H224ZM45 169H47V168H45ZM47 169V170H48ZM55 169V168H54ZM174 168H172V170H173ZM181 170H182V168H180ZM194 169V170H193ZM211 170V169H206V171H204V172H206V173H210V172H207V171H215V173L219 170L220 171V168H217L216 170ZM222 169H221V171H222ZM47 170H45V171H47ZM60 170V169H59ZM175 170L176 171H179V170H177L176 169V167H175ZM196 170V171H197ZM37 171V172H36ZM54 171V170H53ZM167 172L168 170L167 169H165L164 168V171L163 172ZM183 171H184V169H183ZM183 171H180V172H183ZM194 171V176L199 172V171ZM166 172H165V175H167L166 174ZM196 172V173H195ZM39 173V172H38ZM48 173H50V170H49V172ZM47 173V174H48ZM185 173V172H184ZM200 173V172H199ZM213 173V172H212ZM221 172H219V174H217L216 173V175L214 174V178L213 179H220L219 177H220V174ZM224 173V174H223ZM226 173V170H223L222 171V174L223 175H225V178H226V176H227V174H225ZM58 174V173H57ZM176 174V172L174 173V175ZM186 174V176H189L190 178H191V176L193 175V172L192 173H189V174H191V175H189L188 173H185ZM185 174H183L182 173V175H180V174H176V176H173V175H171V176H173L174 177V180H178L179 179V175H180V177L181 176H183V175H185ZM39 175V177H40V174H38ZM43 175H46V173H44ZM53 175H54V172H53ZM198 176H200V175H202V174H197ZM197 175H196V177H193V178H195L194 180H195V182H196V179H197ZM207 175V174H206ZM212 174L210 173V175L208 176V179H209V177L211 176ZM223 175H221V178H223L222 176ZM230 175V176H231ZM9 176H10V178H9ZM56 176H59V175H56ZM56 176H54V177H56ZM92 176H94V175H92ZM170 176V174H169V176H166V177H171ZM203 176H205V174L203 175ZM173 177L171 178L172 179V181H173ZM188 177V178H189ZM202 177V176H201ZM43 179H41L42 180V182H44L43 180H45V181H47L48 182V180H46V178H44V176L42 177ZM91 178V177H90ZM94 178L95 177H93V180H94ZM158 178H160V176L158 177ZM175 178H178V179H175ZM199 178V177H198ZM206 178V180L205 181H208L207 180V177L205 176L204 177V179ZM228 178V177H227ZM50 179L51 178H49V183L50 184H52L51 182H50ZM211 179H212V177H211ZM213 179H212V181H213ZM224 179V178H223ZM222 179V180H223ZM34 180H32L33 182H32V187H33V183H34ZM55 179H53V181L52 182H57V180H55ZM182 181H183V179H181ZM181 180H179V182L181 181ZM194 180L193 179H191V181L192 182H194ZM200 180H201V178H200ZM210 180V179H209ZM230 180V179H229ZM40 181V180H39ZM92 181V180H91ZM96 181H97V177H96ZM101 181V180H100ZM100 181H98V182H100ZM160 181V180H159ZM181 181V182H182ZM203 182H204V180H202ZM211 181V180H210ZM219 180H216V181H214L213 183H211L210 182V184H207V182L206 183H201L202 184V186L200 187V189L202 188H204V191H205V193H207V194H202V192H201V194L199 193V191H200V189H199V191L198 192H196L197 193V195H198V197L196 196V193H195V191H193L194 192V194H193V192H191V194L194 196H196L195 198L197 199V201H198V198H199V200H200V202H202V199L199 197L200 195H201V197H202V195L205 197V196H207L208 195V193H209V195L214 191V190H216V189H218V187H216L217 186V182H218ZM46 182V184H48ZM111 182V181H110ZM110 182H108L109 184H110ZM189 182V181H188ZM197 182H199V181H197ZM216 182V183H215ZM226 182V181H225ZM230 182V181H229ZM228 182V180H227V183H229ZM40 185H41V183L40 182H38ZM101 183H103V182H101ZM101 183L99 184V186L101 185ZM112 183V182H111ZM163 183V182H162ZM171 183H174L175 184V181H173V182H171ZM209 183V182H208ZM219 184H220V181L218 182ZM257 183L258 182H256V183H254V184H252V187H251V190H254L255 191V189H256V187L258 186L257 185ZM262 183V182H261ZM3 185H5L4 183H2ZM7 184V183H6ZM11 184V183H10ZM27 184V183H26ZM29 184V183H28ZM36 184V183H35ZM35 184H34V186H35ZM46 184L45 185H43V183H42V186L40 187V188H42L43 186H45L46 187ZM59 184V183H58ZM98 184V183H97ZM161 184V183H160ZM160 184H157V185H160ZM173 184V185H174ZM189 184H191L190 182H189ZM212 184V185H211ZM218 184V185H219ZM223 184V182L221 183V186H220V188L223 186L222 185ZM31 185V184H30ZM55 185H57L56 183L54 184V186ZM85 185H87L88 186V184H85ZM85 185H83V188L84 187H86ZM111 185V184H110ZM112 185H113V183H112ZM111 185V186H112ZM191 185H193V184H191ZM203 185H204V187H203ZM225 185H226V183H225ZM233 185V184H232ZM1 186V185H0ZM27 186V185H26ZM37 186V185H36ZM52 187H54L53 186V184L51 185ZM50 185H49V187H51ZM102 187H104L105 185H101ZM99 187V189L98 188H95L94 190H96V189H98V190H102V187ZM114 187H111V188H115V191H116V193L118 194L119 193V191L118 190H120L118 187H115V185H113ZM260 186V185H259ZM263 186V185H262ZM2 187V186H1ZM13 187H10V189H7V190H1L0 191V208L1 207H3L2 209H4V206L6 205V204H9L8 202L10 201V199L11 198H13V196H15L16 194V190L18 189V187H16L17 189H12ZM28 187V186H27ZM39 187V185L36 187V189ZM45 187H43V188H45ZM56 188L55 189H57V187H59V185H57V186H55ZM61 187V186H60ZM88 187H90V186H88ZM92 187H94V186H92ZM96 187V186H95ZM128 187V186H127ZM126 187V189L127 190H129V193H127V192H125L126 194V197L125 198H127V200H128V202H129V208H128V210H129V213L131 214V215H133V217H135L134 215L135 214H138V211H143V212H141V213H143L144 215H146V219H148L149 220V225L152 223V226H153V228L154 227H156L158 230H154V231H151V234L149 233V236H150V238L149 237H147V232L145 233V236H146V241L150 244L149 245V247L152 245V247H153V250H151V252H150V255L147 257V254L144 256V255H142V253L139 251V249H142L143 247H140V248H138L139 247V245H137V232L135 233L134 232V234L132 235V234H130V235H132V236H130L129 235V232L127 233V232H125V234L120 230V232H118L119 234H117V239H116V242H114V244H112L111 245V248H110V250L113 252V253H115L114 255H115V258H116V260H117V263H115V264H168L170 261L171 262H173V261H175V257L177 256L176 254H177V249L179 248V247H181V245H183V240H187L186 238H184V237H186L187 235H185L184 237H182L183 239H182V242H181V238H180V241L177 239L178 237H180L182 234L184 235V233L186 234L187 232H189V228L188 227H190L191 228V230H192V228H193V225H194V222H193V224H192V227H191V224H190V226L186 223H182L181 221H179L177 218H181V216L180 217H178L176 214H178L177 212H179V211H176L175 210V212L174 213H176L175 214V216L173 215L174 213H173V210L174 209H172V211H171V214H170V212L168 211V210H166V209H163L164 208V206L166 207V205L164 204H162V206H161V204H159L160 206H158L157 204H155L156 202H153V203H150L149 204V202L148 203H145V205L143 204H141L140 202H139V199L137 198V196H136V194H138L139 193V190L138 191H135L136 192V194H134V193H132V191H130V189H128ZM131 187V186H130ZM129 187V188H130ZM194 188H195V186H193ZM4 187H2V188H0V189H3ZM5 188H6V186H5ZM35 188V187H34ZM116 188H117V190H116ZM177 188H179V187H177ZM184 188V187H183ZM182 188V196L183 197H186V198H188L189 197V199L190 200H192V201H194V200H196V199H193V196L190 198V192H189V196L187 197V195H188V193H186L187 191H185V189H183ZM39 189V188H38ZM51 189V188H50ZM123 189H125L124 187H123ZM141 189V188H140ZM40 190V189H39ZM43 191H44V189H42ZM41 190V191H42ZM45 190H46V188H45ZM47 190H49L48 188H47ZM57 190H59V188L57 189ZM167 190H169V189H167ZM166 190V191H167ZM170 190H172V188L170 189ZM174 190H176V189H174ZM177 190H180V189H177ZM183 190H184V192L187 194H183L184 192H183ZM60 191V190H59ZM115 191H113L114 192V194H116L115 193ZM124 191H126V190H124ZM141 191H143V188H142V190H140V193H141ZM221 191V190H220ZM47 192V191H46ZM50 192V191H49ZM49 192H47L48 193V195H47V193H45L46 194V196H47V198H48V196H49V194L51 193H49ZM120 192H121V190H120ZM138 192V193H137ZM168 192V191H167ZM177 192V191H176ZM175 191H173L172 193H176ZM227 192V191H226ZM263 192V191H262ZM18 193V192H17ZM27 193V192H26ZM42 194V196L44 195V197H46L45 196V194ZM52 193H53V191H52ZM54 195H57V193L58 192H56V191H54ZM151 193V192H150ZM165 194H166V192H164ZM178 193V192H177ZM204 193V192H203ZM221 193V192H220ZM225 193V192H224ZM31 194V193H30ZM107 194H109V193H107ZM107 194H105V195H107ZM116 194V195H117ZM121 194V193H120ZM120 194H118V195H120ZM172 195V194H170V193H167V195ZM218 194H219V192H218ZM27 195V194H26ZM176 195V194H175ZM175 195H173V197L175 198ZM180 194H178V197H180L181 196ZM17 196V195H16ZM50 198H52V194H50ZM109 196V195H108ZM107 196V197H108ZM110 196H111V194H110ZM140 196V195H139ZM157 196V195H156ZM165 197H166V195H164ZM181 196V197H182ZM59 199H60V197L59 196H57ZM56 197V198H57ZM141 197V196H140ZM139 197V198H140ZM180 197V198H181ZM182 197V201L184 200V198ZM214 197V196H213ZM215 197H216V195H215ZM24 198V197H23ZM34 198V197H33ZM38 198H39V196H38ZM50 198H48V200L50 199ZM58 198H57V200H58ZM118 198V197H117ZM147 198V197H146ZM203 198V197H202ZM210 197L208 196V199H209ZM217 198V197H216ZM259 198V197H258ZM43 199V198H42ZM206 198H204V200H205ZM211 199V198H210ZM39 200V199H38ZM41 200V199H40ZM39 200V201H40ZM51 200H53V201H51V204H52V202H53V204H52V206L55 208V209H57L56 207H57V205H58V202H57V200H54V199H51ZM110 200V199H109ZM121 199H119L118 201H120ZM123 200V199H122ZM142 200V199H141ZM146 200V199H145ZM168 200H170V199H168ZM203 200V201H204ZM207 200V199H206ZM206 200L204 201V203L206 202ZM50 201V200H49ZM102 201H104V200H102ZM101 201V203H102V206L104 205V202L107 204L108 203V201L106 202V201H104V202H102ZM192 201H190V202H192ZM195 202L196 204L198 203V202ZM214 201V200H213ZM212 201V202H213ZM43 202V201H42ZM47 202V201H46ZM115 202V201H114ZM123 202H125L126 204H124V206L122 205L121 207H120V209H124V208H122V207H127V202H126V199H125V201H123ZM199 202V203H200ZM207 202H208V200H207ZM231 202V201H230ZM248 202V201H247ZM101 203H100V205H101ZM112 203H113V200H112ZM121 203V201L118 203L119 205H121L120 204ZM158 203V202H157ZM166 203V202H165ZM182 203H186V201H183ZM193 203V202H192ZM211 203V202H210ZM11 204H12V202H11ZM32 204V203H31ZM60 204V203H59ZM106 204H105V206H106ZM114 204H116V203H113V205ZM123 204V203H122ZM149 204V205H148ZM196 204H193L194 206L196 205ZM202 204H203V202L200 204L201 206H202ZM245 204H246V202H245ZM250 204V203H249ZM253 204V203H252ZM33 205V204H32ZM46 205V204H45ZM99 205V206H100ZM107 205H109V203L107 204ZM191 205V204H190ZM199 205V206H200ZM206 205V204H205ZM28 206V205H27ZM48 206V205H47ZM50 206V205H49ZM110 206V205H109ZM108 206V207H109ZM115 206V205H114ZM116 206H117V204H116ZM115 206V207H116ZM169 206V203H168V205H167V207ZM198 206V207H199ZM210 206H211V204L209 205V208H210ZM43 207V206H42ZM51 207V206H50ZM53 207H51V208H48V209H50V213H52L51 212V210H53ZM104 207V206H103ZM108 207H106L107 209H108ZM160 207H162V208H160ZM166 207V208H167ZM169 207H175L174 205H170ZM195 207H197V205L195 206ZM195 207H194V209H195ZM6 208H9V207H6ZM16 208V207H15ZM30 208V207H29ZM110 209H113V211L115 210L114 208H111V207H109ZM117 208L118 207H116V211H117ZM201 208H203V207H201ZM200 208V209H201ZM2 209H0V210H2ZM18 209V208H17ZM38 209V208H37ZM43 209H45V207L43 208ZM96 209H98V207L96 208ZM163 209V210H162ZM200 209H198L199 211H200ZM208 209V208H207ZM229 209V208H228ZM228 209H226V210H228ZM19 210V209H18ZM23 210H24V208H23ZM22 210V211H23ZM27 210V209H26ZM29 210V209H28ZM27 210V211H28ZM33 209H32V206H31V211H32ZM39 210V209H38ZM42 210V209H41ZM46 210V209H45ZM99 210V209H98ZM106 209L104 208V211H105ZM125 210V209H124ZM124 210H119L118 209V211L119 212H121V213H123V216H125V217H123L122 215H121V213L120 214H117L116 213V215L115 216H118L119 215V217L117 218L118 220L115 222V223H119L118 221H119V218H122L123 220H122V224H124L125 222H124V220L126 221V218L128 219L129 217V215L127 216V215H124V214H126V212L124 213ZM169 210H171V209H169ZM195 210H197V209H195ZM231 210V209H230ZM12 211V210H11ZM20 211V210H19ZM26 211V213L27 214H29L28 212ZM35 211V210H34ZM48 211H46V212H48ZM113 211L111 210V211H108L109 213H113ZM117 211V212H118ZM144 211L146 212V213H144ZM168 211V212H167ZM229 211V210H228ZM6 212V211H5ZM24 212V214H25V211H23ZM36 212V211H35ZM41 212V211H40ZM42 212H44V214L46 213L44 210L42 211ZM41 212V213H42ZM48 212V213H49ZM99 213H101V214H103L104 212H103V208L101 209V210H99L98 211ZM231 212V211H230ZM20 213V212H19ZM58 213V212H57ZM56 213V214H57ZM106 213H107V210H106ZM105 213V214H106ZM111 213V214H112ZM168 213H169V215H168ZM8 214V213H7ZM15 214V213H14ZM18 214V213H17ZM23 214V213H22ZM114 214L115 213H113V216H114ZM140 214V213H139ZM230 214V213H229ZM34 215H36V214H34ZM42 215H43V213H42ZM50 215H52V214H50ZM168 215V216H167ZM6 216V215H5ZM8 216V215H7ZM17 216V215H16ZM22 216H24V215H22ZM32 216V215H31ZM38 216H40V215H38ZM114 216V217H115ZM121 216V217H120ZM169 216H171V217H169ZM173 216V217H172ZM183 218H187L186 217V215L185 214H183ZM226 216H228V215H226ZM25 217H27V216H24V218ZM133 217L131 216V218H132V220L134 221V219L136 218H134L133 219ZM138 217H139V215H138ZM167 217V218H166ZM17 218H19V217H17ZM28 218V217H27ZM26 218V219H27ZM31 218V217H30ZM30 218H29V220H30ZM42 218V217H41ZM116 218V217H115ZM125 218V219H124ZM131 218H129L128 220L130 221V219ZM140 218V217H139ZM142 218V217H141ZM141 218H140V220H141ZM144 218H145V216H144ZM166 218V219H165ZM172 220H171V219ZM3 219V218H2ZM39 219V218H38ZM55 219V218H54ZM168 219V220H167ZM5 220V219H4ZM10 220V219H9ZM19 220V219H18ZM27 221L29 224H33V223H35V222H37V221H35L34 219V221L35 222H33L32 221V218H31V220L30 221H32L31 223H30V221ZM41 220V219H40ZM178 220V221H177ZM15 221V220H14ZM17 221V220H16ZM132 221V223L134 224V222ZM142 221V220H141ZM140 221V222H141ZM11 222V221H10ZM19 222H20V220H19ZM26 221H24V223H25ZM159 222H161V223H159ZM166 222L169 224V223H171V227L173 226L174 227V229L173 230H168V228H167V224H166ZM0 223H2V221H0ZM15 223V222H14ZM13 222H12V224H14ZM27 223V224H28ZM127 223V222H126ZM125 223V225L124 226H126L127 224ZM3 224H4V222H3ZM6 224V223H5ZM53 224H54V222H53ZM120 224V223H119ZM196 224V223H195ZM26 225V224H25ZM55 225V224H54ZM113 225V224H112ZM132 224H131V221H130V224H129V226L130 227H132L131 226ZM137 225V224H136ZM0 226H2V225H0ZM26 226H28V225H26ZM34 226V224L33 225H31V226H29L30 228L31 227H33ZM35 226H36V224H35ZM121 226V225H120ZM124 226L122 227L123 229H124ZM128 226V225H127ZM127 226H126V228H127ZM128 226V227H129ZM135 226V225H134ZM138 226H139V224H138ZM137 226V227H138ZM145 226H147V225H145ZM195 226V225H194ZM37 228H39L38 226H36ZM36 227H33V228H36ZM55 226H53L52 225V228H51V230H53L54 231V228ZM56 227H58V225L56 226ZM119 227V226H118ZM215 228H216V225L214 226ZM213 227V228H214ZM5 228H6V226H5ZM11 228H13V227H11ZM24 228V227H23ZM32 228V229H33ZM36 228V229H37ZM43 228H44V226H43ZM59 228V227H58ZM126 228H125V230H126ZM135 228H136V226H135ZM139 228H140V226H139ZM149 228H150V230L151 229H153L152 227H150L149 226ZM148 227H147V229H149ZM198 228V227H197ZM211 228V227H210ZM40 229V228H39ZM128 229L130 230V228H127V231H128ZM144 229V228H143ZM155 229V228H154ZM11 230V229H10ZM10 230H8L9 231V234H8V239H6V237H4V238H2L1 240L2 241H5L6 243L10 240V242H13L12 240H15V239H12L13 238V236H18V235H15V233L14 232H11ZM23 230V229H22ZM21 230V231H22ZM25 230V229H24ZM30 230V229H29ZM43 230H45V229H43ZM50 230V231H51ZM131 230H133V231H135L134 229H131ZM131 230H130V232H131ZM141 230V229H140ZM191 230H190V232H191ZM194 230V229H193ZM215 230H217V229H215ZM4 231H6V230H4ZM26 231V230H25ZM31 231V230H30ZM36 231V230H35ZM132 231V232H133ZM145 231H147V230H145ZM209 231V230H208ZM20 232V231H19ZM38 231H36V233H37ZM57 232V231H56ZM140 232V231H139ZM138 232V233H139ZM149 232V231H148ZM16 233H18V232H16ZM21 233V232H20ZM27 233V232H26ZM44 232H42V234H43ZM55 233V232H54ZM142 233H143V231H142ZM158 233V234H157ZM175 233H177L179 236L176 238V234ZM181 233V234H180ZM41 234V232L39 233V235ZM41 234V235H42ZM47 234V233H46ZM50 234V233H49ZM56 234V233H55ZM54 234V235H55ZM126 234H127V236H126ZM140 234H141V232H140ZM153 234V235H152ZM175 234V235H174ZM187 234H189V233H187ZM2 235V234H1ZM26 235V234H25ZM58 235V234H57ZM128 235L130 236V237H128ZM144 235V234H143ZM152 235V236H151ZM156 235H158V236H156ZM209 235V234H208ZM22 236V235H21ZM20 236V237H21ZM28 236V235H27ZM52 236V235H51ZM50 235H49V237H51ZM26 237V236H25ZM30 237V236H29ZM28 237V238H29ZM33 237V236H32ZM42 237H44V235L42 236ZM58 237V236H57ZM52 238V237H51ZM54 238H56V236L54 237ZM54 238H52V239H54ZM139 238V237H138ZM18 239H21V238H19L18 237ZM46 239V238H45ZM49 238H47V240H48ZM17 240V239H16ZM42 239H40V241H41ZM51 240V239H50ZM130 240V241H129ZM2 241L0 242V243H2ZM21 241V240H20ZM60 241V240H59ZM58 241V242H59ZM9 242V243H10ZM21 242H23V241H21ZM28 242H29V240H28ZM30 242H32V240L30 241ZM30 242H29V245H30ZM37 242H38V240H37ZM47 242V241H46ZM57 241H56V243H58ZM185 242V241H184ZM14 243V242H13ZM56 243H54V244H56ZM60 243V242H59ZM4 244V243H3ZM14 244H16V243H14ZM13 244V248H12V250L13 249H15V251H16V249H21V243L20 244H18L19 246H17V244H16V246ZM27 244V243H26ZM32 244V243H31ZM37 244V243H36ZM187 244V243H186ZM5 245V244H4ZM25 245V244H24ZM33 245V244H32ZM39 245V244H38ZM2 246V245H1ZM0 246V264H10V260L7 258V252L4 250L3 251V249H2V247ZM11 246V245H10ZM21 246V247H20ZM31 246V245H30ZM40 246V245H39ZM184 246V245H183ZM183 246H182V248H183ZM15 247V248H14ZM27 248H24V249H22V251H16V255H15V259H14V261H16V264H26V259H28L29 257L31 258H29V260H32L33 261V263H35V262H37L38 264H40V262L42 261V259L40 260V258H38V256H40V254H38V253H36L37 252V246H36V250H35V248L33 249V247H29V246H26ZM46 247V246H45ZM151 247V248H152ZM32 248V249H31ZM57 248V247H56ZM55 248V249H56ZM181 248V249H182ZM40 249H41V247H40ZM39 249V250H40ZM150 249V248H149ZM60 250V251H59ZM62 250H63V248H62ZM60 248L55 252V254L53 255V257L55 258H53L52 260H53V262H54V260L56 261L55 262V264H82L81 262H85L86 263V259H85V257L86 256H84V259H85V261H83V259H79L78 257V262H71V259L70 258H68L69 256H68V253L67 252H64V251H62ZM142 250H145V249H142ZM179 250V249H178ZM43 250H41L40 251V253L42 252ZM50 251V250H49ZM144 252V251H143ZM147 253H149L148 251H146ZM67 253V254H66ZM38 254V255H37ZM44 254V253H43ZM50 254V253H49ZM152 254V255H151ZM93 255V254H92ZM42 256V255H41ZM40 256V257H41ZM82 256V255H81ZM82 256V257H83ZM179 256V255H178ZM177 256V257H178ZM10 257V256H9ZM42 258V257H41ZM52 258V257H51ZM94 258V257H93ZM11 259V258H10ZM45 259V258H44ZM75 259V258H74ZM38 260L40 261V262H38ZM67 260L69 261V263H67ZM76 260V259H75ZM88 260V259H87ZM95 260V259H94ZM50 261V260H49ZM199 261H202V260H199ZM204 261V260H203ZM206 261H207V258H206ZM13 262V261H12ZM29 262H31V261H29ZM44 262H45V264H47L46 263V261L44 260ZM88 262V261H87ZM97 262V264H99L98 262V260L97 261H95V263ZM170 262V263H171ZM37 263H35V264H37ZM42 263V262H41ZM84 263V264H85ZM94 263V264H95ZM15 264V263H14ZM42 264H44V263H42ZM54 264V263H53ZM173 264V263H172Z\"/></svg>",
  "mask_w": 264,
  "mask_h": 264
}]
</instances>
